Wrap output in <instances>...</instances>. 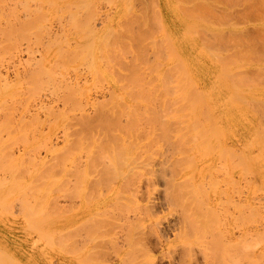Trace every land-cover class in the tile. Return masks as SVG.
<instances>
[{"label": "rangeland", "instance_id": "obj_1", "mask_svg": "<svg viewBox=\"0 0 264 264\" xmlns=\"http://www.w3.org/2000/svg\"><path fill=\"white\" fill-rule=\"evenodd\" d=\"M3 1H4V4H5L6 1L5 0H3ZM47 1L48 0H14V1H9L8 4H6L7 7H9V8H7V7L4 8V7L1 6L2 8L7 9L6 10L7 13H9L10 10H13V8H15L13 10L14 13H11V11H10L11 14H7V13L5 14L4 12H3L4 15L3 14H0V21H3V22L6 21L5 24L8 23V25H9V24H11V22H13V23H15V25L17 24L16 26H20L22 23H24V22H26L28 20H34V19H36V20H34V22L35 21L36 22L38 21L37 23L35 22L36 23V26L37 25H39L40 27L42 25H44V26L46 25V26L43 27V28L41 27L42 28L41 31L43 32L42 33L41 31H39V27L37 26V28H36L34 26L35 25L34 24L33 27L31 28V30L28 29L30 31L27 30V31L24 32L27 35L26 34L23 35V38H22V36H18V38L15 39V43H18V44H15L16 46L13 45L14 44V41H13V38H12L15 35H13L11 37V40H12V41L10 40L11 41V46H9V44H8L9 41L7 42L6 41L7 39H5V41H4L3 40L4 37L1 38V36H3V34L0 33V51H1L0 52V73H1L0 76L3 75V76H1L2 79L0 77V83H1V86L4 87L2 82L3 81H4V83L6 81L8 82V79H9V82H8L9 85H7V86H10V84H11L10 90H13V91H10L13 94L10 93L8 95V97L6 96L7 99H5V100H7V101H3V103H2L3 106H1V104H0V111H1L0 112V143H1L0 144V150L4 151V152L0 151V157H1L0 160L2 161L1 163L5 164L7 162L5 160V158H10V157L12 158V156H13V158H14V159L12 158L13 159V163H14L13 164L14 165L13 167L18 166V167H16L14 169L15 173H14V171H11L10 172L11 175H12V177H11V175L8 174V170L10 168L7 167L6 165H5L6 167L4 166L5 167L4 168V167H2L3 164H0V179H1V177L4 178V176H6L4 179H1L0 180V183H1V181L2 182H8L9 180L12 181V179H15V180L23 179L24 180L25 177H27L26 179H28V181L25 179L27 181L26 182L27 184H25V185L26 186L29 185V187L31 186L30 187L31 189L28 188V190H24V191H23V189L21 190L18 187H13L11 189H7V188L0 187V264H20V263L21 264H87V263H89L91 261H92V264H119L121 262L120 261V259H121L120 257H123L124 254H127V255H124L125 258L123 257L124 260H126V261H124L123 258H122V260H123L122 261V264H124L125 262H126L125 264H128L129 258H130V263L132 262V264H138V261H139V264L140 263H145L146 264L147 262L145 260L147 258H148L147 259L148 263L150 262L149 259H151V261H152L151 263L152 264H208L209 263V260L212 262L213 261L212 258L215 257V256L218 257V260H219L217 262H216V260H214V262H216V264H218V263L221 264L220 260L222 261V263L226 260V262L228 264H230L228 261L231 258H235L236 256L238 257L241 250H243V253H244V249H242V247H241V250L239 249L240 243H238V242H241V239L243 241L244 238H241V236L244 234L245 229H247L246 232L248 233L247 235H249V236L246 237L247 238V242H249L251 244V247H250V244L247 245V248H245V252H246L245 253V257H246L245 260H243L244 257L242 255V258H240V259H242L243 261L242 260H239L241 262L240 263H237V264H242V263L243 264H252V263L253 264H264V235H263L264 234V154L261 156V154L264 153V150H263L264 149V144L263 145H262V143H259V144L256 143L255 144V143L251 142V143H249L247 145V151L251 155L253 154L255 156L256 153H260L259 151L262 152L261 154H257L256 155L257 157H259L258 155H260L261 156L260 158L256 159L257 157L256 156L254 157L257 160L258 163L260 162V165H263L262 166L263 168L260 169V171H253V170H249L248 171L247 170L248 171L247 173H249V174H246V177H245V175H243V178H242V174H244L245 171L244 172H241L242 170L239 167H237V165H238L237 162L239 161V159L236 156L237 153L238 154H242L241 151L244 148V147H242V146H244V136H245L246 133L248 134V130L249 129L250 130H255L254 128H257L258 129V128H260V126L262 127V123L263 122H261V121H264V119H262L263 118L262 117L263 116L262 115V113H263L262 112V108H263L262 105H264V83H263L264 82V76H263V74H264V69H263L264 68V66H263L264 65V55H263L264 54L263 53L264 50L263 49L264 48L259 50L261 52L256 51V54H255V53H251L249 51V48H247V46H246L247 50H245V43H244L245 42L244 41L245 40L244 39L245 38L244 37L245 35L250 34V35H252V37H254L253 35H255V33L257 32V27L258 28L259 27L262 28V26H263V28H264V23H263L264 19H262V20H258L257 19V18H259V13L262 16H264L263 15L264 13L263 14L261 13V12H264V11H262L263 8H264V5H263V7H259L258 8L261 12L257 10V12H259L258 13V17H255V16H257L254 13L256 11L251 12L249 14V16L247 15V11H251V9L250 10L247 9V8H249V5H250V4H248L249 3L248 0H247V3H246V0H241V2L242 1L244 2L245 7H244V4L243 3L239 2V0H228L229 1V2H227L228 4L226 3V1L223 2V0H216V1L215 0H199V1L198 0H183L185 2H183L182 0L181 1L180 0H130L129 6L130 7L133 6L132 10L129 7H128L129 9L123 7L121 5L122 3H120V4H112V3L108 4V2L106 3V1H104V0H103L104 2L102 0H100V1L99 0L98 1L97 0H91V1H97V3L94 2V5L92 7L90 6L91 7V10H86V7L85 6H87L89 4V3L87 4V2H90V1L89 0L88 1L85 0V2L83 1L84 2L83 3L81 0H78L79 2L81 1V3L84 4L83 10L80 9V8L78 9V8L74 7L75 5H72L71 8H73V9H72L71 14H70V12L67 11L69 9L65 8L64 5H63V7L66 10H64L61 7L62 9L61 8L60 9L62 11H60L58 13V10L55 9V8H57V6L59 5V3H60L59 1H58V4L52 3L53 0H49L48 2H50V3H48ZM204 1L206 2V4L208 3V1L209 2H212L211 3V8H213L212 10L213 11L214 10L217 11V12L215 11V13H217V14H215V13L213 14L214 16L211 15L212 14L211 12L205 11V8L202 9V11H200V13L201 12H203V13H207L208 12L207 14L209 16H212L213 17L212 19L214 20V22H213V20H211V22H213V23L216 22L214 25H213V23L211 24V22H208V21H210L211 17H209L210 19L208 18V20H207V16L208 15L205 14L206 16L204 18H206V20H207L205 23H206V26L209 27V31H210V27L212 26V27L215 28V33L216 34L213 33V31H211L210 33L208 32L209 33V36H208L207 30H206L208 27L206 29L204 28V30H206V32L203 30V28H201V29L199 28L198 29V33L196 34L199 38H201L202 40H204L203 37H205V36H203V34H205V33H206V36H208V37H210L212 39L213 36L215 38V35L218 34L216 31L219 32L221 30L222 31L225 30L226 32L225 31H224L225 33L223 32L224 35H227L230 31H234V32H231V34L233 33V35H231L229 33L228 34L229 36L227 35L228 36V40L225 39V41L223 42L224 45H227V41H230L229 38H231V36L232 37L234 35L237 36V33H241V36L243 34V37L240 38L239 37L240 34H238V37L234 36V39L236 38L235 39L236 41L234 39H232V38H231L232 41H230V42L235 41V44H233V48H229L230 46H232V44L229 42L228 45H230V46L229 47L228 46L227 47L224 46L226 48L222 47L223 49L220 47V46L223 45L222 42H219L217 39H214L213 38L214 40L213 39L212 40L213 41L216 40V42H215L216 44L211 40L212 43H213V45H212V43L209 42L210 39L208 37H206L207 40L205 39L206 40L205 41V44L208 41V39H209V41L204 46V48L206 50V53L209 54L210 58L209 59H206V58L203 57L202 58V63L200 64V67H202V69H200V70L194 69L195 70V77H196V79L198 81V84L196 85V87L198 89H202L206 85V83L210 82L212 74H215V72L217 71V69H225V68H227V66L222 67L221 65L224 63V61H225L224 65H226V62L229 59H232V62H233L234 58L237 59L234 56V55H237L235 53H238L237 57L239 56V53L240 52H241L240 53V56H241V54L243 52L246 55L243 53L244 54L243 57L245 56L244 57L245 59L244 58L241 59L240 57H238L243 62H241L239 59L236 60V61L239 60L237 63H235L236 61H234V64L230 63L231 61H228L230 64H232L229 67V63H228V67L231 69V72H233L234 74H236L234 76H238V75H240V77L242 75L245 76V74L243 73V71L245 73L248 72L250 75H252V73L254 71V68L256 70L258 66L259 67L261 66L260 68L258 67L257 72L256 71L254 72V74L257 73V74H255L256 76L258 74H259V76L254 77V74L252 75L253 76V79H255V80L258 79L257 82L260 84L259 87H260V89L262 91L261 92V95H258L257 97H251V98H254L255 101H257L256 103H255V101L253 99H252L253 102H250V101H252V100H250L251 98L249 99L250 101L249 100L247 101V102H250V104H251V105H248L249 103H247V112H246L247 123L246 122H243V121H238L237 122V125H235L233 127L234 131H233L232 135L230 136V138H226V146H228L227 148L230 149L229 146H231V149L238 150L237 152H235L236 154H234L232 152L233 150H230L231 153H232L231 161L233 159L234 165H235V162L237 163V165H235V167H234L233 174L232 175L229 174V175H225L224 176L225 173H224L223 170H226V168H224L223 165L225 163L222 164V168H221L220 167V165H221L220 162L218 163V157L220 155H218L217 152H216V150H215L214 158L212 160H206L205 161V165L206 166H210V169H211V166H213V168H215V166L217 164H220V165H218V167H220L222 170L217 169V167H216V169L208 170V171H206L202 175V178H201L202 184L205 183L204 186H207V189H209L208 187H210L211 184L208 186V184L205 181L206 180H207V182L210 181L211 177L212 178H214V177H217L218 178L219 183L216 186L217 193L211 194L208 197V199H206L207 197L205 198L206 201L208 200L207 201L208 206L209 205H212V206H210V207H212V210L210 208H208V207H206L207 209H205V208L204 209H205V211L206 210H208L209 212L211 211V214L213 213L212 214L213 216L214 215L215 216H218L221 219L223 217H225V221L222 219V221H224L225 224L223 222H221V223L219 222L218 224H219L220 227L217 226V228H215V229H217L216 230L217 232H215L213 235H215L216 233L217 234L220 233V236H217V238H219V239L222 238L224 236V235H222V232L225 231L226 230L225 228L228 227L227 229H228L229 234L226 233L227 231L225 233H223V234H225L226 237H228V238H225V239L223 238L225 240V243H227V241L230 242L229 240H231V239H232L233 242L239 239V241L236 242V244H239V246L236 245L238 247L234 246L233 243H231V246H230L231 247L230 248L231 253H234V251H232V246H233V248L235 250L239 249L238 251H236V253L237 252H239V253L238 254L234 253L233 256H235V257H231L230 255H232V254L228 255L229 258L231 257L230 259L227 257V255L225 256V258L224 257L221 258L220 255L222 256L224 252L220 254V250L217 249V251H216L215 248L213 247L214 245L211 247V244L214 243V241H212V239L215 240L216 239V236H214L215 238H211V236H209V235H210V233L213 230V228L211 227V224L215 221L216 217H213L212 218L211 215H209L210 218H212V219H209L208 218V220H211L212 223L210 224L211 221L210 222L207 221V223L209 222L208 224L211 227V228L210 227L209 228L212 229V230H209V228H208V231L209 232L211 231L210 233L208 231H205L206 233L208 232V236H207L206 233L204 234V233L201 232L202 229L200 231L206 237H210L211 238V239L210 238L207 239L206 237H204L207 241L208 240H211V241L207 242L206 240L200 241L199 239H197V240H199V242H197V241L193 242L192 240L195 237H192V238H188L187 239L186 235H188V236H190V235L195 236L194 235L195 232H193V234H192V232L191 233L190 232L187 233V230H186V222L184 221V218H183V216L185 215L184 212H182L183 213V216H181V209H180V207L184 210L185 206L183 205L184 206L183 207V206H180L179 205L180 207L179 206L176 207L178 205L176 203L177 201L172 200L171 197H170V195L173 194V193L175 194V192H176L175 195L181 194L182 193L181 190L184 189V188L183 189L177 188L180 191L178 190V191L172 192V190L174 188L176 189V187H179V185H181L182 183H184V184H182V186L183 185H184V187L187 186V184L185 185L186 182H182L181 183L180 181H177V180H183V178L185 180L186 176L188 178V175L189 174H185L184 173L185 170H183V169H182L183 171L181 170L182 167L181 168H179V166L177 167V165H179V163H176L177 165L176 166H173L174 165L173 162L175 163V162L181 160L180 157L181 158L184 157V159H185L186 154L189 155V152L186 153V151H188L187 148H189L190 144H188L186 146L187 148H185V149H187V150L185 152H183L185 156L183 154H182V156H180L181 154L177 152V149H175V148H177L176 147L177 145H174L175 147H173V145H170L169 143H163L162 138H161L160 141H162L163 144L161 142L160 143L157 142V145H156V143H155V145L153 143V146H152L150 143H148L149 140L146 139V136H142L145 139L144 141H142L141 143H139V145H141L139 147V153H141V151H142V154H143L142 158L145 159V158H147V155H150L149 153H152V154H154L153 156L157 159L156 162H158L160 164H161V161L164 162V163H166L168 161L169 162L167 164H164L163 163L164 165L161 164L164 167L166 166V168H164L165 169V175H163L164 174V171H163L164 169L162 170L163 171L162 172L161 169H159V167L161 165L159 164V166H158V163L156 164L153 161L152 164L155 167H153V165H152V169L154 168V171H152V172H153V174L155 172V176L152 177L153 174H150V173L148 174V172H147V176L150 175L151 178L150 177H147L146 174L144 176H146V178H148V179H152V178H155V179H152L151 181L149 180L150 183L153 181L151 183L152 185L149 184V181L148 182L145 181L146 179H141L142 181L144 180L143 181L144 183L141 181L144 185L142 183L140 185L141 187L139 185H137L140 188L139 187H136V185H134L132 187L130 186L131 188L130 187H126L124 185L118 186L117 185V180H116V182H115V180L114 181H111V183H113V184H111L110 182H108L109 185L108 184L107 185L102 184V187H101V185L100 186H95V181L100 179L99 176L96 175V172H94V174L92 173L91 174L92 176H89V178H87L88 182H86V183H88V184H83V183H80L79 184L77 182L78 180L76 182H74L75 181V177H76V176H74V174H70V173L69 174H66V175L63 174V176H62V175H60L61 172H58L55 175L56 176L55 178H50L48 175H47L48 177L46 176L47 173H45V176H43L40 173L39 174L38 173L36 174L35 171H32L33 170V166L35 165L34 163L37 160H40L41 158L44 159L46 162H52L50 160L52 158L53 152H51V151L49 152L48 150L50 148L52 149V146L53 145L56 146V147L53 146L55 148H63V147L66 146V144H65L66 142H65L64 137H63V135H64L63 129H65L64 127L66 126V124L67 125L68 124H71V123L73 124V128H71L72 130L71 131L69 130L70 131L69 132L70 135L72 134L71 136H69V141L70 142H72V139H74L76 137L78 138L79 136H74V135H77L81 131H85L86 134H87V131H86L87 129H83V128H85V126L83 127L81 125V122H82L81 120H83L82 117H84V116L86 117V115L87 116L90 115V116H92L90 119H92L94 116H95L94 118H96L99 115V114H97L99 112L98 108L96 107L94 109V107L92 106V104L95 103V106H96L97 104H100V103H106V104L108 103V105H106V107L107 108H109V107L112 108V107H114L116 105L115 103H119V101H120L121 98H119L118 95L119 94L121 95V93L123 95L122 96L123 98L121 100L124 101V103L126 102V99L129 98L128 95H126L127 94V91H129V88H127V87L130 85L128 78H130L129 75L131 76L132 73H133V69H135V67L132 69L131 65L133 64V58L135 57V55L137 56V53L134 54V52H137L136 47H135L136 44H135V41H133L134 39L132 40L133 37H131V36L132 35L135 36V34H137L138 32H140L141 30H142L141 32H146V33L148 32L147 33L148 35L146 34L147 37L145 36V39L144 40H141L142 41L141 45H142L143 49H141L142 47H139L140 45L137 46V48L139 47L141 49V50H138V52H139L140 55H141V52L140 51L144 50V52L142 51L143 52L142 53V56L144 55V58L143 57L142 58H143V60H145V61H143L142 59H141L142 61L139 60L141 63L139 62V66L140 67H137L138 68V70H137L138 71V75L142 72L140 75H142L143 79H144V76L147 77V78H145L143 80V82H145L146 85H148L150 83L149 85H151V86H148L150 88H152V86H156L155 83H157V82L159 83L158 84L159 86L156 87L157 89L155 88V90H154L155 91V94H157L158 92L161 93L162 92L161 90H163V89H165L164 91H167L168 90L170 93L172 91V93L174 94L173 90H175V89H173V88L178 87V84L176 85V87L170 88V90H169V85H168L167 82H169V80H168L169 78L168 77H170V82H171L172 76H174V77L176 76L175 78L177 80L175 78L172 79V80H174V81H176L178 83L179 76L181 75L180 74V68L181 67H180V64H179V60H178L177 56H175V55L169 56L168 54L170 52H168V54H167L169 57L167 55H165L167 53L166 52L167 51L166 49H165L166 51L163 50V47L165 48V46L158 47L159 49L156 47L157 48L156 49L155 47L153 48L152 44L154 43L153 42L154 40L157 42V39H158L159 42H161V41L164 42V39L163 40H159V38L162 39V37H164V36H167V37H164V38L166 40L165 42L168 43V41H167L168 40L167 39L168 38V30L169 31H177L184 24V22L187 19L188 20L191 19L192 21L199 20L200 18L197 19V17L196 18H192L189 15H186L185 16V13L188 14V12H186V11L188 9H190V8H191L190 9L191 10L190 12L192 13V10L195 11L193 9L195 7H196L195 8L196 9L195 12H197L199 9H201L199 7H202L201 4H203ZM231 1H232L233 4L231 3ZM257 1L258 0H255L254 2H257ZM260 1H258V2L260 3ZM179 2H180V4H179L180 7L178 5H176ZM182 3H183V6L181 7ZM229 3H230V5H229ZM193 4H194V6H195V4H197V5L195 7L194 6L192 7ZM199 4H200V6H199ZM208 4H210V3H208ZM212 4H213V7H212ZM214 4H216L217 6H215ZM247 4H248V6H247ZM262 4H261V6H262ZM54 5H55V8H54ZM22 6H25V10L22 9ZM177 6L181 10L185 8V11H184L185 13L183 12V10L181 11L179 8H177ZM187 6H188V8H187ZM197 6H198L199 9L197 8ZM203 6H205V5H203ZM214 6L216 8H214ZM256 7H258V6H256ZM260 8H262V9H260ZM8 9H10V10H8ZM58 9H59V6H58ZM94 9H95V11H94ZM2 10L3 9H1V11ZM38 10H39V12H38ZM127 10H129V11L131 10V11L128 12ZM245 10H246V12H245ZM48 11H49V13H48ZM50 11H51V13H50ZM154 11H155V13H154ZM159 11H160V13H158ZM225 11L227 13L226 15H225ZM79 12H81V14L78 15ZM219 12L222 13V14L224 13L223 15H225V16H221L222 14H220ZM157 13H158V15L160 14L159 16H157V18H159V17L161 18L160 21L163 24L162 27H163L164 30L163 29H161V30L159 29V26L157 24H160V23L154 22L155 21V18H156L155 16H156ZM198 13H199V11H198ZM200 13H199V15H200ZM72 14L76 18V19H74L75 21H73V22H72V20H73L74 17L72 16ZM193 14H195V13H193ZM196 15H198V14H196ZM215 15H218L220 17L217 16L218 18H215L216 17ZM232 15H233V17H231ZM187 16H189L190 18H188ZM227 16H228V20H231L234 24H232V22L229 21L230 23L227 26V24H226L227 23V20H226L227 18H225L224 21L226 22L225 23L226 25L224 26V23H222V22H224L222 18L227 17ZM262 16H260V17L262 18ZM193 17H195V16H193ZM143 18H144V20H143ZM219 18H221V19H219ZM151 19H152V21H151ZM218 19L221 20L219 22L222 23L223 26H222V24H220L221 26L220 25L217 26ZM8 20H9V22H8ZM94 20H96V21H94ZM134 20H135V22H134ZM156 20H158V19H156ZM200 20H202V19H200ZM259 21H261V22H259ZM2 23H1V25H3V27H4L5 25H4V23L3 24ZM181 23H182V25H181ZM93 24H95V25H93ZM93 26L94 27L96 26V27L94 28ZM160 27H161V25H160ZM155 28L159 30V33H158V30H156ZM114 29L117 30V31L115 32L116 35H115V33L113 34L114 35V37H113L111 30L114 31ZM240 29L243 30V31L240 32L241 31ZM36 30H38V31H36ZM89 30H91L90 31L91 33L89 32ZM148 30H150V31H148ZM200 30H201V33L202 34L201 33L199 34V31ZM228 30H229V32H228ZM238 30H240V31H238ZM93 31L100 32L99 34H102V36L104 35L103 33H105V32H111L109 34L111 36L109 37V35H108V38H109L108 41L111 40L110 41L111 43L113 41L112 39H114V41L110 45L109 49H107L109 51H107V50L104 51V52L100 51V50H102V48H101V46L96 45L97 43H96L95 34L93 33ZM153 31H154V33H153ZM156 31H157V33H155ZM235 31H237V33ZM133 32H135V33L133 34ZM151 32H152V34H154V36H153L154 38H152V41H151V35L149 36V33H151ZM257 33H260V32H257ZM89 34H92L94 36V39L95 40L92 39L93 38L92 35H90V37H88ZM99 34H98V36H101ZM213 34H215V35H213ZM148 36H149V38H148ZM227 36H225V37H227ZM53 37H55L56 39L58 38L59 41L55 42L56 40ZM155 38H157V39H155ZM47 39H49V40H47ZM53 39H54V41H53ZM118 39H120V40L122 39V40H124V42L123 41H119L118 42ZM91 40L92 41L94 40L93 41L94 46H96V47L98 46V48L99 49L101 48V49L99 50L98 48H93L94 46H92L93 45L92 43H91L92 45L89 44V46H91V47H89L88 45H86ZM115 40H116V42H115ZM246 40H247V38H246ZM217 41L220 43V45H217V43H218ZM49 42L51 43V45H52V42H55V44H56L55 46H53L54 45V43H53V45H52L53 47H51V50L49 48H46V47H48L50 45ZM159 42L156 43V44L154 43L155 46H158V44L159 45H163V42H161V44ZM165 42H164V45L166 44ZM125 43H126V45H128L127 46L128 49L125 48V47H123ZM46 44H49V45H46ZM131 44L133 45L132 46L133 48L131 47ZM139 44H140V42H139ZM234 45H235V47H234ZM246 45H247V42H246ZM80 46L81 47L83 46L82 47L83 49H81ZM167 46H168V44H167ZM216 46H219V48H217ZM6 47H8L9 50L7 49L6 51H4ZM84 47H86L87 50L89 51L87 54H86V52L84 53ZM88 47L91 48V49H89ZM130 48H132V49H130ZM208 48H213L214 50L216 48L218 50L221 48L220 50H223V51H220V52H222V53H219L218 50H217V54L216 55H221V58L224 55V56H226L225 58H227L228 60L227 59H224L223 62H221V65H220V61H221L220 57H218V56L215 57L214 56L215 53H213V52L211 53V50L212 49L209 50ZM48 49L50 51H48ZM153 49H156L157 51L158 50L159 51L162 50L165 54L163 52L162 53L161 52L160 53L159 52H156V50H153ZM224 49H226V50H224ZM61 50L63 51L62 52L63 53L62 54L63 56L59 52ZM69 50H70V52H69ZM87 50H85V51H87ZM130 50H134V51H130ZM169 50H170V48H169ZM227 50H229V51H227ZM230 50L232 52H230ZM79 51H81V53ZM46 52H48V53L46 54ZM71 52H72V54H71ZM90 52H92V56L93 57H91V54L88 55ZM120 52H121V54H120ZM66 53H67V55L70 53L69 56H71V57L68 56L69 58H71L70 60L68 59V57H66L67 56ZM93 53L95 55H93ZM157 53H159L160 55L158 56ZM210 53L212 54V56L210 55ZM225 54H227V55H225ZM228 54L229 55H233V56H231V58H228L227 57V56H229ZM258 54L262 55V57L259 56L257 58ZM140 55H139V59L141 57ZM162 55H165L164 57H166V58L164 59V57H163V59H162L161 58ZM247 55H249L248 57H250V58H248ZM252 55H253V58H252ZM51 56H53V57H51ZM255 56H256V58H255ZM57 57H58V59H57ZM84 58H86V59L88 58L87 59V62H86V59H84ZM106 58H108V59H106ZM215 58L220 59V60H216ZM246 58H248V60H246ZM251 58H252V61L253 62L250 61ZM49 59L51 60V62H53V60H54L53 64L52 63H49L50 62ZM55 59H57L58 61L57 60L55 61ZM109 59H110V61H109ZM253 59L254 60L256 59L255 60L256 62ZM68 60H69L70 63L68 62ZM176 60H178L177 61L178 63L175 62ZM59 61H60V63H59ZM155 61H157V62H155ZM45 62H46V64H45ZM56 62H58V63H56ZM160 62H161V64H160ZM38 63H39V65H38ZM146 63H148V64H146ZM157 63H159L160 65H162V63H164V64H163V66H161L160 68H158V66H160V65L159 64L157 65ZM240 63H242V64H240ZM61 64H62V66H61ZM170 64H173V65L171 66ZM42 65H44V69L46 68L44 70V72H43V66ZM122 65H124V66H122ZM154 65L157 66L156 67V71H154V69H155V66ZM169 65H170V67H169ZM239 65H242V66H239ZM148 66H149V69L147 68ZM236 66H239L240 67L239 68L240 70L238 69V67L237 68H234ZM73 67L74 68L76 67L75 68L76 70ZM153 67H154V69L152 70ZM171 67H173V68H171ZM65 68H66V70H65ZM107 68H109V69H107ZM166 69H167L168 73H169V70H171V73L173 72V74L175 72V75H173V74L171 75V73H169L170 75L169 74H166L167 71H165V73H164V70H166ZM235 70H237V71H235ZM16 71H19V72L16 73ZM33 71H34V73H33ZM152 71H154V72H152ZM158 71H159V73H158ZM259 71H260V73H259ZM48 72H49V74H46ZM65 72H66V74H65ZM74 72H76V73H74ZM31 73H32V75H31ZM101 73H102V75H101ZM34 74H38L39 77H38V75H36L34 77ZM229 74L231 75V73H229ZM155 75L157 76V78H156ZM163 75H164L165 78L167 77L168 79H164L162 77ZM250 75L248 76V78L251 77ZM46 76H47V78H46ZM50 76L51 77L53 76V77L51 78ZM36 77H38V79ZM40 77H41V80H40ZM161 77H162V79H161ZM229 77L230 76H228V78ZM36 79L38 81L40 80V84L37 83L38 81H36ZM12 80H14V81H12ZM62 80L64 81V84L62 83ZM98 80H99V82H98ZM154 80H155V82H154ZM162 80L164 81L165 84L168 85V87L166 86V88H168L167 90L165 88V84H162ZM165 80H168V81H165ZM43 81H44V83H43ZM174 81H172V82H174ZM14 82H15V84H14ZM66 82L68 84H70V83L72 84L73 83L72 85H74V86L76 84H79L77 86H79V89H80L81 92L79 91L78 87L76 88V90L74 88L75 92H74V90L69 89L70 92L72 91V93L75 94V95H73V97H76L75 99L71 97L72 98L71 99V102H74L75 101L74 103H70L69 102L70 100L68 98L70 96H68L69 94L68 95L66 94V90L67 89H65V83ZM172 82H171V86L174 85V84H176L175 82L174 83H172ZM32 83H34V85H32ZM35 83H37L38 86L41 85L40 86L41 88L38 87L37 85H35ZM12 84H14L13 87H12ZM126 85H128V86H126ZM163 85H164V87H162ZM211 85H212V83L210 82V86ZM33 86H36L37 87V88L34 87L36 91L34 90ZM209 87H207V88H209ZM126 88H127V90H126ZM27 89H29V90H27ZM130 89H131V87H130ZM204 89H206V88H204ZM156 90H158V91H156ZM113 91L116 94L117 93L118 94L117 95H113V94H115ZM123 92H125L126 94L124 95ZM67 93H68V91H67ZM159 93H158V96H159ZM175 93H177V91ZM65 94L68 97L67 96H64ZM161 94L163 95L165 93L162 92ZM161 94H160V96H161ZM167 96H168L167 98L169 99L168 102L170 103L169 104L170 105L169 110L171 111L173 109L175 103L178 100L174 102V105L172 107L171 105L173 103H171V101L174 100V99H176L175 98L176 95L175 96L174 95L171 96L168 93ZM171 97H172V99H171ZM65 98L68 99V101H67L68 103L67 104L69 106H66V105L63 104L65 102V100H63V99H65ZM160 98L161 97H158L157 98V100L159 99V101H158L159 103L161 101ZM28 99H29V101H28ZM116 99H117V101H116ZM261 99H263V103L261 102L262 101ZM1 100H3V98ZM87 100H88V102H86ZM54 102H56V103H54ZM258 102H259V106L261 105L260 106L261 107V110H260L261 113H259V110L257 109L258 108ZM86 103H87V105H86ZM120 103H121V101H120ZM252 103H254V104H252ZM41 104L44 105V108L45 109L47 108V105H48V108L46 110L43 109ZM71 104H72V106H71ZM73 104L75 105L74 107H73ZM178 104H180L179 101H178ZM45 105H46V107H45ZM255 105H257L256 106L257 107L256 110H255V107H254ZM64 106H66L65 108L67 109V112H66ZM159 106H161V105L159 104ZM251 106L254 108L253 110L251 109ZM26 107L29 108V109H27ZM67 107H69L70 110ZM61 108H62V110H61ZM63 108H64V110H63ZM79 108H80V110H79ZM50 110H52V111H50ZM4 111H6V112H4ZM8 111L10 112V114H9ZM52 112L53 113L56 112V114L55 113L53 114ZM58 112H60V114ZM88 113H89V115H88ZM11 114H12V116H11ZM13 114H14V116H13ZM51 114L54 115V116H52ZM180 114H183L184 117L183 116H182L183 118L182 117L181 118L178 117V120L181 119V122L180 121L179 122L183 125V124H185V120L184 119H186L187 121H186L185 126L189 123V121H190L188 119L189 117L187 115H185V114H188V111L187 112L186 111L184 112V111L181 110V112L179 114H176V115L174 114L175 116H173V114L171 112V117L169 116V119L167 121H170L169 124H170L172 130H174V127H176L175 124L178 123L177 119L175 120V118H177V116L180 115ZM9 115H10L9 118L11 120L7 119ZM39 115H40V117H39ZM56 115H57V117H56ZM62 115L66 118V120L63 119V121H62V117H63ZM65 115H67V116H65ZM164 115H166V114H164ZM168 115H169V113H168ZM260 116L262 117L261 119H260ZM13 117H15V118H13ZM59 117H61V118H59ZM165 117H163V118H165ZM19 118H20V120H19ZM23 118H24V122H23ZM56 119H58V120H56ZM173 120H175V121H173ZM29 121H31V122H29ZM25 122H26V125L29 128H27V126L25 125ZM62 122H65V123H62ZM174 122H176V123L174 124ZM259 122H261V124ZM55 123H57V124H55ZM257 123H258V125H257ZM9 124H11V125H9ZM29 124H30V126H29ZM172 124L174 126H172ZM12 126L14 128L15 127L16 128L18 127V128L17 129L16 128L13 129ZM177 126H179V124H177ZM22 127H23V129H22ZM95 128L96 129H93V132H96L97 133L98 130H99V127L96 126ZM4 129L5 130L6 129L7 130H10V131H7V130L4 131ZM21 131L23 133H21ZM175 131H172L171 132L172 133L171 134V137H174V135L176 134ZM18 134H20V135H18ZM83 134H84V132H82V135L80 133V136H83ZM158 134H160V132H158ZM13 136L15 138H13ZM26 137H27V141L29 142L28 144H27V141H25L26 140ZM23 138H25V139H23ZM143 138H141V139L143 140ZM175 138L176 137L171 138V140H170V143L171 144L176 141V140H174ZM3 139H5V140L7 139V141L8 140L9 141L8 142L5 141V140L3 141ZM31 139H32V141H31ZM15 141H17L18 143H16ZM6 142H7V144H6ZM41 143H43V144H41ZM84 144H85V142L83 143V145H80L81 148L79 146L75 147V150L76 151L73 150V151H75L74 154H73V157L76 159V163H78V162L80 163V161L82 159L83 160L81 162L83 163L87 159V156L90 154V152H88V149L90 147L87 148V152H86V150H83V147L86 146V145L84 146ZM88 144L89 143H87V145ZM91 144H89L88 146H91ZM143 144L146 147L143 146ZM252 144H254V145L253 146H250ZM93 145L94 144H92L91 148L93 147ZM149 145H150V147H149ZM76 148H78L80 151H78ZM147 148H149V149H147ZM155 148L156 149L158 148V150L156 151ZM234 148H236V149H234ZM3 149H5V150H3ZM152 149L153 150L155 149V151H153ZM240 149H241V151H240ZM258 149H259V151H258ZM28 151H29V154H28ZM89 151H90V149H89ZM85 152L88 153V154H86ZM156 152L157 153L159 152L160 154L159 153L157 154ZM161 153L162 154L164 153L165 154V157L166 156H167V158L170 157V159L168 158V160H165L164 159V155L161 156L162 155ZM50 155H51V157H50ZM253 155H252V157H253ZM176 156L179 158V160L176 158ZM80 157L82 158L81 160H80ZM220 157H219V161L220 160H223L222 159L223 157L221 159H220ZM175 158L177 159V161H176ZM12 159L10 161H12ZM20 160H21V162H20ZM32 161H34V163ZM105 161H107V160H105ZM147 161L148 160H144L145 164H146ZM150 161L148 163H150ZM182 161H183V165L185 166L186 165V164H184L185 160H181L180 163H182ZM233 161H232V163H233ZM82 163H80V164H82ZM221 163H222V161H221ZM69 165H68V168H69ZM180 165H182V164H180ZM24 166L28 169V171H27V169ZM163 166H161V167L163 168ZM147 167L148 168L150 167L147 170V171L150 172L152 170L151 169V166L148 165ZM31 168H32V170H31ZM157 168L160 170V174H159V172L157 173V171H158ZM177 168H178V170H177ZM59 169L62 170L61 168H59ZM70 169H72V168H70ZM179 170H181L182 172L179 171ZM216 170L217 171L220 170L219 173L216 172ZM178 171L180 172V174H178L179 173ZM210 171H211L212 174L209 176L210 177L209 178L208 177V175H209L208 173H210ZM27 172H29L30 176L29 175H26L25 176V173H27ZM12 173H14L15 175L13 176ZM176 173L178 175H176ZM158 174L160 175V177H159ZM9 175H10V179H9ZM144 176H142V178H144ZM163 176L168 177V179L165 178V177L163 178ZM231 176L235 179L234 180L235 182L232 180L233 183H231L232 181H231V179H229V177H231ZM20 177H22V178H20ZM67 177H69V178H67ZM6 178L9 179V180L7 181ZM56 178H57V181H56L57 183H55V181H54V184H53V181L51 179L56 180ZM217 178H215L216 181H217ZM170 180H172V181L174 180L175 181V185H174V182L171 181L172 184L174 185V187H173L172 184H170ZM215 180H214V182H215ZM190 181H188L189 184H190ZM227 181H231L230 182L231 184L230 183H227ZM15 182L18 183V181H15ZM63 183H64V185H63ZM65 183H66V185H65ZM147 183L149 184V187L146 186ZM178 183H179V185L176 186ZM234 183H236V184H234ZM138 184H140V183H138ZM45 185L47 186V188H46ZM232 185H234V187ZM38 186H39V188H41V190L44 187L46 189H49L50 188L48 190L50 193L48 191H46V193H45L44 190L38 192L40 190L39 188H37ZM42 186H44V187H42ZM123 187H124V189H123ZM169 187H171V188H169ZM220 187H222V189H224L226 192L221 190V194L219 195V193H220ZM153 188H155V189H153ZM168 188H169V190L170 189H172V190H170V191L168 190L169 191L168 192L167 191ZM126 189L127 190L130 189V190L129 191H126ZM131 189H133V190L136 189L134 191H138L139 190L138 191L139 193L136 192V195H135V193ZM187 189L190 190L191 187H188ZM234 189H237V190H234ZM148 190H150V191H148ZM188 190H185V191L188 192ZM166 191H167L168 195H167ZM185 191L183 192L182 195H184V194L187 193ZM41 192L42 193L44 192V194H42ZM177 192H181V193H177ZM132 193H133L134 196H132ZM164 193H165V195H164ZM136 196H137V198H136ZM167 196H168L169 199L167 198ZM188 196H189V194H188ZM220 196L222 197L223 200H225V201L221 200L224 203L226 202V199H230V201H232L231 202L232 204H230L228 202H226L228 204H223L222 203L223 206H225V208L224 209L222 208V209L223 210H226V209L228 210L225 213L224 212L222 213L221 211H218V209L219 210H222V209H220L222 207V204H221V207H220V203L217 202V200H219V197ZM38 197H40V199ZM132 197L135 200L136 205L139 206V208H137L136 210H132V211L129 210L128 211V210L124 209L125 205H127V206H136L135 203L129 202L130 200H132ZM42 198L46 202L42 201ZM186 198H187V195H186ZM126 199H128V201ZM246 199H247V201H246ZM120 200L122 202L124 201L125 203H122V202L120 203ZM165 200H167V201H165ZM168 200H170L172 202H170ZM173 201L177 204V205H175L176 208H174V206H173L175 204ZM190 201H193V198H192V200L189 199L188 202L185 201V202H187L186 208H188V206H189L188 204L192 203ZM30 202H32V203H30ZM41 202H42V204L45 207V212L47 211L48 215H53L54 214L55 218H57L60 221V223H59L60 226H63L64 225L63 226L64 236H65L64 240H67V241L70 242V243L68 242V243L65 244V247L63 249V250H65V252H60V253H55V254L54 253H49L48 255H42V254L38 253V250H37L38 244L41 242L40 239L38 238L39 234L35 230H29V231H27V226H29V224H26V223H24L22 221V218L24 217L23 216L24 209L28 210V212H29L32 209L31 207L33 205V207H35L34 210H36L39 207V205L41 204ZM246 202H249L248 203L249 205ZM238 203H241L242 204V205L240 204L241 207H243V204H245L244 205L245 206L244 207L245 210H243V208H241L240 206H239V208H236L235 204L239 205ZM259 203H260V205H259ZM24 205H26V207ZM251 205H253L252 206V209H250L251 208L250 207ZM122 206H124V207H122ZM191 206H192V208H191ZM191 206L189 207V208H191L190 209L191 211L189 213L195 212V208H193L195 205L192 203ZM111 207H112V210L109 209ZM186 208H185V210H186ZM247 208H248V210H247ZM106 209H107L108 213L107 212H105V213L102 212L104 210L106 211ZM237 209L240 210V211H238ZM241 209H242V211H241ZM100 210H102V211H100ZM95 211H97V213L99 211L100 214H98V215L97 214H94ZM111 211H113V213ZM229 211H231L230 213L233 215V217L231 215H229V216L227 215V214H230ZM101 212H102V214H101ZM241 212H243V213H241ZM103 213H104V215H103ZM150 213H152L154 215L151 216ZM244 213L245 214L247 213V215H249V217L247 215H244ZM251 213H253V215ZM93 214H94V217L95 216L98 217L100 215L99 217H102V218L101 219L99 217L97 219L96 218H93L92 221H91V219H89V218H92ZM106 214L108 216L109 215L110 216L113 215L111 217L112 218L113 217L116 218L115 220H117V219L120 220V222L117 223V221H115L116 224H114L113 223L114 220H111V219L109 220L107 218V215ZM217 214H219V215H217ZM110 216H109V218H111ZM226 216H227L228 220H227ZM243 216H244L245 219L243 218ZM105 217H106V219H105ZM234 217H235V219H234ZM246 217H247V219H246ZM86 218L89 219L90 222H89V220H86L87 222H85L84 220ZM26 219L27 218L24 217V220H26ZM104 219H105V221L106 220L107 221L109 220L108 223L106 221L103 224L104 226L102 224H100V226H102V227H99L98 222L102 223L101 220L104 221ZM232 219H233V221H232ZM58 220H56L57 223H58ZM93 220H94V222H96L95 220H97L96 227L93 229L94 232H95V229H96V231L97 230L99 231V228H104V230H106V231H103L104 233H101V231H99L101 233V235H103V236H100L99 235V237H101V238H99L97 236L98 235V232H97V234H95V236H94V234H93V236L90 235L92 233L91 231H93V230L91 229L90 232H89V229H90L89 227H90V225H93L94 224V223L91 224V222H93ZM82 221H84L83 222L84 229H80V227L83 228L82 224H80V222H82ZM127 221L130 223V225L131 224L133 226L135 225V228H134V231H133L134 234L130 233L129 231H126L129 228V223ZM227 221H229V224H228ZM232 222H233V224H232ZM239 222H240V224H239ZM110 223H111L112 227L109 225L110 228H109V226L107 228V226H105V225H108ZM234 223H236V224H234ZM76 224H78V226H76ZM124 224H126L128 226H124ZM216 224H217V220H216ZM212 225L214 227L215 226V223H213ZM225 225H227V226H225ZM53 226L56 227V224H53ZM72 227H73V229L76 228V230H78V231L73 230V229L70 230L69 228H72ZM97 227H99V228L97 229ZM117 227L123 228L124 230L123 229H120V228L118 229ZM180 227L182 229H183V227H185L184 229L186 231H184V229L182 231ZM206 227H208V225ZM112 228L113 229L115 228L114 229L115 231ZM154 228L157 231H155ZM223 228H224V230H223ZM65 229H68V230L66 231ZM85 229L86 230L88 229V231H85ZM100 230H102V229H100ZM116 230H117V232H116ZM129 230H130V228H129ZM153 230L155 231V233H154ZM180 230L182 232H180ZM74 231H75V233H74ZM59 232H61V236H62L63 231H58V232L55 233V235H57ZM85 232H89V233H87L88 235ZM107 232H109V233H107ZM126 232H128V234L130 235V239H128L129 235ZM157 232H158V234L160 233L161 235L159 234L158 236H156L157 235L156 234ZM200 232H199V234H200ZM65 233L66 234H69V237H68V235L66 236ZM177 233H179L180 235H181V233H183V236L186 234L185 235L186 238L185 239H181L183 237V236H181V238L179 239ZM251 233H253V234H251ZM79 234H81V235H79ZM104 234H106V235H104ZM196 234H198V233L196 232ZM226 234H228V235H226ZM59 235H60V233H59ZM109 235H111V236H109ZM213 235H212V237H213ZM61 236H59V237L61 238ZM200 236H202V235H200ZM200 236H198V237H200ZM242 237H245V236H242ZM24 238H25V241H28L30 243V245H29L28 242H24L23 241ZM91 238H92V240H91ZM202 238H203V236H202ZM31 239H32V241H30ZM227 239H229V240H227ZM128 240H130V245H127L126 246V244H128V242H129ZM194 240H196V238ZM126 241H128V242H126ZM131 241H132V243H131ZM188 241H191V243H189ZM203 241H205L208 244L210 242L211 243H210V245H208V244H206ZM262 241H263V243H262ZM62 242L60 241L59 242L60 243L59 245L63 246V243ZM64 242H66V241H64ZM184 242L185 243H188V244H185ZM113 243L115 244V246L117 244L120 247H117L116 246L117 247L116 248L114 246V248H113V246H112V245H114ZM198 243L199 244L200 243H204L203 245L206 244L207 246L205 247V246L202 245L203 246V251L199 250V252H198V249L200 248L199 246H201V244L198 246L197 245ZM245 243L243 245H246L247 244V243L246 244ZM56 244H58L57 240H56ZM69 244H71L70 247L67 246L69 248H66V245H69ZM106 244H108V245H106ZM134 244H137V246H139V247L137 248ZM189 244L190 245L192 244V247H190ZM133 245L136 247V248L134 247L136 250H139V253H140L141 248H142V251L143 252L144 251L147 252V254L144 255V256H146L145 258L141 256L142 258H144L143 260L139 257L142 254V252H141L140 255H137L136 256L134 252L137 253V251L134 248H132V251H131V248L130 247H133ZM61 246H59V247H61ZM75 246H77V248ZM208 246L211 247V250L214 253L210 254L211 253V250L209 249L210 247H208ZM29 247L31 248V250H33L32 252H31V250H29L30 249ZM35 247H36V249H34ZM91 247H92L93 250L91 249ZM121 247H123V248L121 249ZM248 247H249L250 250L248 249ZM27 248H29V249H27ZM204 248L205 249L207 248V250H204ZM212 248H214V249H212ZM68 249H70L71 251L68 250ZM77 249L79 250V252H78ZM116 249H118L119 251L118 250L115 251ZM246 249H247V251H246ZM133 250H134V252H133ZM66 251H68V252H66ZM75 251H77V252H75ZM127 251H129L131 253L133 252L134 255L132 254V256H131V253H129L130 256H128V252ZM207 251L210 252L209 253V257H208V254H207L208 252ZM224 251H225V249H224ZM48 252H51V251L48 250ZM93 252H95V253H93ZM116 252H118L117 255H115ZM216 252H218L217 253L218 256L215 254ZM120 253H122V255ZM92 254H94L95 256L94 255L92 256ZM213 254H215V255H213ZM90 255L94 258L93 260L90 258L91 257ZM205 255H206V257H208V260L205 257ZM88 256H89V258H88ZM138 257L140 258L141 261L139 260ZM216 257H215V259H216ZM127 258H128V260H127ZM135 259H136V261H135ZM206 260H207V262H206ZM239 261H237V262H239ZM245 261H247V262H245ZM211 262H210V264H215L214 262L213 263H211ZM231 262H232V264H236V263H234L235 261L233 262L231 260Z\"/></svg>", "mask_w": 264, "mask_h": 264}, {"label": "bare ground", "instance_id": "obj_2", "mask_svg": "<svg viewBox=\"0 0 264 264\" xmlns=\"http://www.w3.org/2000/svg\"><path fill=\"white\" fill-rule=\"evenodd\" d=\"M3 0H0V11H1V9H3L1 12H0V14H3V12L6 14L7 12H6V10L7 9H4V8H6L7 7V5L6 4H8V2L9 1H14V0H5L6 1V3L4 4V1L2 2ZM49 1V0H48ZM47 1V2H48ZM58 1L60 2L59 3V9H58V6H57V8H55V5H54V8L55 9H57L58 10V13L60 12V11H62L61 9L63 8L64 9V7L65 8H67V9H69V10H67L68 12H70V14H71V11H72V9L73 8H71L72 7V5H75L74 7H76V8H80V9H82L83 10V8H84V4H82L81 3V1L83 2H85V0H81L80 2L78 1V0H53L52 1V3H55V4H58ZM88 1V0H87ZM86 1V2H87ZM90 2H87V6H85L86 7V10H91V7L94 5V2L95 3H97V1H91V0H89ZM100 1V0H99ZM103 1V0H102ZM104 1H106V3L108 2V4H110V3H112V4H120V3H122L121 5L123 6V7H125V8H127V9H131L132 10V8H133V6L132 7H130L129 6V4H130V0H104ZM103 1V2H104ZM181 1V0H180ZM183 1V0H182ZM199 1V0H198ZM216 1V0H215ZM224 1H226V3L227 2H229L228 0H223V2ZM255 0H248V4H250L249 5V8H247V9H251V11H247V15L249 16V14L251 13V12H254V11H256V12H254L255 13V15H257V16H255V17H258V13L259 12H257V10L258 11H260L258 8L259 7H263V5H264V1L263 0H258V1H260V3L257 1V2H254ZM83 2V3H84ZM135 2V1H134ZM183 2H185V1H183ZM205 2V1H204ZM203 2V4H201V6L202 7H199V8H201V9H199L198 8V6H197V8L199 9H197L198 11H199V13H200V11H202V9H204L205 8V11H208V12H211L212 14V16H214L213 14L215 13V11L216 10H212L213 8H211V3L212 2H209L208 1V3H210V4H206V2L204 3ZM222 2V3H223ZM239 2H241V0H239ZM3 3V4H2ZM12 3V2H11ZM48 3H50V2H48ZM177 3V2H176ZM199 3V2H198ZM221 3V4H222ZM231 3H232V1H231ZM241 3H243L244 4V2L242 1ZM246 3H247V0H246ZM259 3V4H258ZM263 3V4H262ZM91 4V5H90ZM179 4H180V2L178 3V4H176V5H178L179 6ZM228 4V3H227ZM233 4V3H232ZM248 4H247V6H248ZM261 4H262V6H261ZM5 5V6H4ZM53 5V4H52ZM63 5H64V7H63ZM133 5V4H132ZM197 4H195V6H196ZM203 5H205V6H203ZM215 6H217L216 4H214ZM229 5H230V3H229ZM4 7V8H2V7ZM91 6V7H90ZM177 6V8H179ZM183 6V3H182V5H181V7ZM186 6V5H185ZM194 6V4L192 5V7ZM194 6V7H195ZM199 6H200V4H199ZM214 6V8H216ZM243 6V5H242ZM256 6H258V7H256ZM62 7V8H61ZM129 7V8H128ZM153 7V6H152ZM212 7H213V4H212ZM224 7V6H223ZM231 7V6H230ZM244 7H245V4H244ZM7 8H9V7H7ZM50 8V7H49ZM53 8V7H52ZM61 8V9H60ZM71 8V9H70ZM75 8V9H76ZM154 8V7H153ZM184 8V7H183ZM187 8H188V6H187ZM196 8V7H195ZM195 8H193L195 11H196V9ZM15 8H13V10H14ZM22 9L23 10H25V6H22ZM180 9V8H179ZM191 9V8H190ZM190 9H186L187 11L186 12H188V14L187 13H185L184 11H185V8L184 9H182L183 10V12L185 13V16L186 15H189V16H191L192 18H196L197 17V19H202V20H196V21H192L191 19L190 20H186L185 22H184V24L182 25V23H181V27L177 30V31H169L168 30V43L167 42H165L166 40H165V38L164 37H167V36H164V37H162V39L161 38H159V40H163L164 39V42L166 43L165 45H164V42L163 41H161V42H163V45H159L158 44V46H155V44L156 43H158L159 41H158V39L157 38H155V39H157V42L154 40L153 42L155 43H153L152 44V46H153V48L155 47H161V46H165V48L163 47V50L164 51H166L167 53L165 54L162 50L161 51H157L156 49H153V50H156V52H163L165 55H167L168 54V52H170L168 55L169 56H172V55H175V56H177V58H178V60H179V64H180V76H179V79H178V83L176 82V81H174V80H172V79H174L175 77L174 76H172V78H171V82L172 81H174L176 84H174V85H172L171 86V82H170V77H164V75L162 76L164 79H168L169 80V82H167L168 83V85H169V90H170V88H173V87H176V85L178 84V87H176V88H173V89H175V90H173V92H174V94L172 93V91H171V93L167 90L168 88H166V86L168 87V85L167 84H165L164 83V81L162 80V84H165V88H166V90L168 91H164L165 89H163V90H161L162 92H164L165 94H161V93H159V96H158V93L157 94H155V88L156 87H158L159 85V83L157 82V83H155L156 84V86H152V88H150V87H148V86H151V85H146V83L145 82H143V80L145 79V78H147V77H145L144 76V79H143V77H142V75H138V68L137 67H140L139 66V60H143V58H144V55L142 56V53L144 52V50H142V51H140L141 52V55L139 54V52H138V50H141V49H143V47H142V45H141V43H142V41L141 40H144L145 39V36H146V34L148 33H146V32H138L137 34H135V36L134 35H132L131 37H133L132 38V40L133 41H135V44H136V50H137V52H134V54H136L137 53V56L135 55V57L133 58V64L131 65V67H132V69L135 67V69H133V73H132V75L130 76L129 75V77L130 78H128L129 79V83H130V85L128 86V85H126V86H128L127 88H129V91H127V94L125 93V92H123L124 93V95L126 94V95H128V97L129 98H127L126 99V102L124 103V101H122L121 99L123 98L122 96V93H121V95L119 94L118 95V97L119 98H121L120 99V101H121V103H120V101H119V103H115L116 105L114 106V107H112V108H107L106 107V105H108V103L106 104V103H100V104H97L96 106H95V103L94 104H92V106L94 107V109L97 107L98 108V110H99V112L97 113V114H99L96 118H92V119H90L92 116H90L89 115V113H88V115L89 116H87L86 115V117L84 116V117H82L83 118V120H81L82 122H81V125L84 127L85 126V128H83V129H87L86 131H87V134H86V132L85 131H81V132H79L77 135H74V136H79L78 138L76 137V138H74V139H72V142H70L69 141V136H71L70 135V131L72 130L71 128H73V124L71 123V124H66V126L64 127L65 129H63V133H64V135H63V137H64V140H65V144H66V146L65 147H63V148H55L56 146L55 145H53V146H55V147H53L52 146V149L50 148L48 151L50 152H53V154H52V158H51V160L50 161H52V162H46L44 159H40V160H37L35 163H34V161H32L35 165L33 166V170H32V168H31V170L32 171H35L36 172V174L38 173H40V174H42L43 176H45V173H47L46 174V176L48 175L50 178H55L56 176V174L58 173V172H61V174L60 175H62L63 176V174L64 175H66V174H74V176H76L75 177V181L74 182H76L77 180V182L80 184V183H83V184H88V183H86V182H88V180H87V178H89V176H92L91 174L93 173L94 174V172H96V175H98L99 176V180H96L95 181V186H100L101 185V187H102V184H105V185H109V183L108 182H110L111 183V181H114L115 180V182H116V180H117V185L118 186H121V185H124V186H126V187H132V186H134V185H136V187H139L140 185H141V183L144 181H142L141 179H146L145 181H151L152 179H155V178H152V179H148V178H146V176H147V172H148V174L150 173V174H153V172L152 171H154V168L152 169V163H153V161L157 164L158 162H156V158L153 156L154 154H152V153H149L150 155H147V158H142V156H143V154H142V151H141V153H139V147L141 146V145H139V143H141L142 141H144L145 139L142 137V136H146V139H148L149 140V142L148 143H150L152 146H153V143H154V145H155V143H156V145H157V142L158 143H162V141H163V143H169L170 145H173V147H175L174 145H177L176 147L177 148H175V149H177V152L178 153H180L181 155L180 156H182V154L184 155V153L183 152H185L187 149H188V151H186V153L187 152H189V155H187L186 154V156H185V159H184V157L183 158H181L180 157V159L181 160H185V162H184V164H186L185 166L183 165V161H182V163H180V161L181 160H179V158L176 156V158L179 160V161H177V159H176V161L177 162H173V166H176L177 164L176 163H179V165H177V167L179 166V168H181V170L183 169V170H185L184 171V173L185 174H189L188 175V178H187V176H186V178H185V180H184V178H183V180H177V181H180L181 183L182 182H186L185 183V185L187 184V186L188 187H191V189L190 190H188L187 188V186L186 187H184V185L182 186V184H184V183H180L181 185H179V183L176 185V186H178L179 185V187H176V189L177 188H179V189H183V190H181V192H177V193H181V194H177V195H175L176 194V192L175 191H178L179 189H170V190H172V192H175V194L173 195V194H169L170 195V197H171V199L172 200H174V201H177L176 203L178 204H176L174 201V208H176V207H178L179 205L180 206H185V208H186V205H187V202L189 201V199L190 200H192V198H193V201H190V202H192L195 206L193 207V208H195V212H192V213H189L191 210V208H192V203H190V204H188L189 206H188V208L191 206V208H186V210H185V208H184V210L180 207V209H181V216H183V213L182 212H184V216H183V218H184V221L186 222V230H187V233L188 232H192V234H193V232H195L194 233V235L195 236H193V235H190V236H188V235H186V237H187V239L188 238H192V237H195L196 238V240H192L193 242H195V241H197V242H199V240L200 241H202V240H206L204 237H206L205 235H203L202 233H206L205 231H208V228L210 227V225L208 224L211 220H208V218L209 219H212L213 217H216V219H215V221L213 222V223H215V226L213 227V223H212V221L210 222V224H211V227L213 228V230L212 229H210L209 228V230H212V232L210 233L209 231V233H210V235L209 236H211V238H215L214 236H216V239L214 240V239H212V241H214V243L213 244H211V247L213 246L214 248H215V250L217 251V249H219L220 250V254L221 253H223V255L221 256L220 255V257L221 258H225V256L227 255V257L229 258V256L228 255H230V254H232V255H230L231 257H235V256H233L234 255V253H236V251H238L239 249L241 250V247H242V249H244V253H243V250H241L240 251V254H239V256L237 257H235V258H229L230 260L228 261L230 264H232V262H231V260L234 262V263H240L241 261H239V260H242V259H240V258H242V255H243V260H245V248H247V245L248 244H250L249 242H247V236H249V235H247L248 233L246 232L247 231V229H245V232H244V234L242 235V236H245V237H242L241 236V238H244L243 239V241H242V239H241V242H238L239 241V239L238 240H236V241H232V239L231 240H229V239H227V240H229L230 242H228L227 241V243H225V238H228V237H226L225 236V234H223V233H225L226 231V233H228L229 234V232H228V227L227 228H225L226 230L225 231H223L222 232V235H224L222 238H217V236H220V233H216L215 235H213L215 232H217L216 230L217 229H215V228H217V226H219V222L221 223V222H223L224 223V221H225V217H223L222 219L224 220V221H222V219L221 218H219L218 216H213L212 214H211V211L209 212L208 210H206L205 211V209H207L206 207H208V208H210L211 210H212V207H210V206H212V205H209L208 206V203H207V201H206V199H208V197L211 195V194H215V193H217V191H216V186H217V184L219 183V181H218V178L217 177H214V178H212L211 177V179H210V181H208L207 182V180L205 181L207 184H208V186L210 185V187H208L209 189H207V186H204V184L205 183H203L202 184V181H201V178H202V175L206 172V171H208V170H213V169H216V167H217V169H220V170H222L221 168H222V164H224L223 166H224V168H226V170H223L224 171V176L225 175H232L233 174V172H234V167H235V165H237V163H238V165H237V167H239L242 171L241 172H244L245 171V173L244 174H242V178H243V175H245V177H246V174H249V173H247L249 170H253V171H260V169H262L263 167V165H260V162L258 163L257 162V160L256 159H258V158H260L264 153H262L261 151H259V149H258V151L260 152V153H256V155L257 154H261V156L260 155H258L259 157H257L256 155V159L254 158L255 156L253 155V157H252V155L247 151V145L249 144V143H251V142H253V143H262V145L264 144V121H261V122H263L262 123V127L260 126V128H254L255 130H248V134L246 133L245 134V136H244V146H242V147H244L243 149H242V151H241V149H240V151L242 152V154H238L237 153V158L239 159V161L236 163L235 162V165H234V161H233V159H232V161H233V163H232V161H231V158H232V153H231V151L230 150H233V149H231V146H229L230 147V149H228L227 147L228 146H226V138H230V136L232 135V133H233V131H234V129H233V127L235 126V125H237V122L238 121H243V122H246L247 123V116H246V112H247V103H249L248 105H251L250 104V102H253V100H254V98H251V97H257L258 95H261V89H260V87H259V83L257 82L258 81V79H253V74H254V72L256 71L257 72V70H258V67H257V69L255 70V68H254V71H253V73H252V75H250L248 72H244L242 69V71H243V73L245 74V76L244 75H242L241 77H240V75H238V76H234V75H236V74H234L233 72H231V69L229 68L232 64H234V61H236L237 59H239L241 62H243L241 59L242 58H244L243 57V55L245 54L244 52V54L242 53L241 54V56H240V53H239V56L238 57H240V58H238L237 57V55H238V53H235V54H237V55H234L237 59H235L234 58V60H233V62H232V59H227V58H225L226 56H222V58H221V55H216L217 54V48H219V46H216L217 48L214 50L213 48H208L209 50H211V53L213 52V53H215V57H220V59H221V61H220V65H221V62H223V60L224 59H227L228 61H231L230 63H232V64H230L227 60V62H226V65H224V63H225V61H224V63L221 65L222 67H225V66H227V68H225V69H217V71L215 72V74H212V76H211V80H210V82L212 83V85L210 86V82H208V83H206V85L202 88V89H198L197 87H196V85L198 84V81H197V79H196V77H195V70L194 69H197V70H200V69H202V67H200V64L202 63V58L204 57V58H206V59H209L210 58V56H209V54H207L206 53V50H205V48H204V46L207 44V42L209 41V39H210V41L209 42H211L212 43V41L214 40V39H217L219 42H222V46H220L221 48L222 47H224V46H230V45H228L229 44V42L230 41H232L231 40V38L232 39H234V36H236V35H234L233 37L231 36V38H229V40L230 41H227V45H224V41H225V39H227L228 40V34L230 33L231 34V32H234V31H230L229 32V30H228V36L227 35H224L223 34V32L225 31V30H221V31H216L218 34L217 35H215L216 33H215V28L214 27H210V31H209V27L208 26H206V21L208 20V18L209 17H211V19H210V21H208V22H211V20H213L212 18V16H209L207 13H203V12H201L200 13V15H199V13H198V11L197 12H195V11H193L192 10V13L190 12L191 10ZM246 9V8H245ZM253 9V10H252ZM256 9V10H255ZM260 9H262V8H260ZM8 10H10V9H8ZM13 10H10L11 11V13H14L13 12ZM64 10H66V9H64ZM130 10V11H131ZM144 10V9H143ZM181 10V9H180ZM181 10V11H182ZM225 10V9H224ZM228 10V9H227ZM226 10V11H227ZM10 11H9V13H7V14H11L10 13ZM29 11V10H28ZM42 11V10H41ZM94 11H95V9H94ZM128 12H130L129 10H127ZM226 11H225V15L227 14L226 13ZM232 11V10H231ZM262 11H264V8H263V10ZM38 12H39V10H38ZM55 12V11H54ZM217 12V11H216ZM245 12H246V10H245ZM249 12V13H248ZM261 12V11H260ZM48 13H49V11H48ZM50 13H51V11H50ZM154 13H155V11H154ZM158 13H160V11L158 12ZM158 13L156 14V18H155V21L154 22H157V23H160V24H157L158 26H159V29L161 30V29H163V27H162V23H161V21H160V17L159 18H157V16H159L158 15ZM183 13V14H184ZM191 15H190V14ZM193 13H195V14H193ZM220 13V12H219ZM253 13V14H254ZM262 14L264 13V12H261ZM38 14V13H37ZM41 14V13H40ZM74 14V13H73ZM72 14V16L74 17V15ZM79 14H81V12H79L78 13V15ZM133 14V13H132ZM142 14V13H141ZM196 14H198V15H196ZM208 15L207 16V20H206V18H204L206 15ZM210 14V13H209ZM215 14H217V13H215ZM220 14H222V13H220ZM219 14V15H220ZM224 14V13H223ZM221 15V16H225V15ZM252 14V15H253ZM4 15V14H3ZM144 15V14H143ZM264 15V14H263ZM134 16V15H133ZM189 16H187L188 18H190ZM193 16H195V17H193ZM216 17L215 18H218V17H220V16H218V15H215ZM218 16V17H217ZM260 16H262L260 13H259V18H257L258 20H262V19H264L263 17L264 16H262V18L260 17ZM231 17H233V15L231 16ZM135 18V17H134ZM142 18V17H141ZM140 18V19H141ZM214 18V19H215ZM225 18H227L226 20H227V23L224 21V19ZM261 18V19H260ZM74 19H76L75 17L73 18V20H72V22L73 21H75ZM136 19V18H135ZM156 19H158V20H156ZM205 21H204V20ZM219 19H221V18H219ZM218 19V21H217V26L218 25H220V24H222V23H224V26L227 24V26L229 25V21H231V20H228V16L227 17H224V18H222L223 19V21L224 22H222V23H220L219 21H221V20H219ZM10 20V19H9ZM9 20H8V22H9ZM26 20V19H25ZM34 20H36V19H34ZM34 20H28V21H26V22H24V23H22L20 26H16L15 25V23H13V22H11V24H9L8 25V23L7 24H5V22H3V21H0L1 23L3 22L4 23V27H3V25H1V23H0V33L1 34H3V36H1V38H3L4 37V41H5V39H7L6 41L8 42V44H9V46H11V37L13 36V35H15L14 37H12L13 38V41H14V46H16L15 44H18V43H15V39L16 38H18V36H22V38H23V35H25L26 33H24L25 31H27L28 29H30L31 30V28L33 27V25L37 28V26L39 27V31H41V29L43 28V27H45L44 25H42L41 27L39 26V25H37L36 26V23L38 22H34ZM137 20V19H136ZM143 20H144V18H143ZM147 20V19H146ZM94 21H96V20H94ZM151 21H152V19H151ZM159 21V22H158ZM21 22V21H20ZM61 22V21H60ZM70 22V21H69ZM134 22H135V20H134ZM144 22V21H143ZM148 22V21H147ZM213 22H214V20H213ZM213 22H211V24L213 23ZM232 22V21H231ZM259 22H261V21H259ZM2 23V24H3ZM138 23V22H137ZM216 23V22H215ZM215 23H213V25L215 24ZM226 23V24H225ZM263 23H264V21H263ZM77 24V23H76ZM147 24V23H146ZM156 24V23H155ZM232 24H234L233 22H232ZM237 24V23H236ZM8 25V26H7ZM93 25H95V24H93ZM156 25V26H157ZM160 25H161V27H160ZM240 25V24H239ZM14 26V27H13ZM221 26V25H220ZM222 26H223V24H222ZM260 26V25H259ZM94 27V26H93ZM92 27V28H93ZM96 27V26H95ZM94 27V28H95ZM144 27V26H143ZM147 27V26H146ZM208 27V28H207ZM137 28V27H136ZM201 29V28H203V30H204V28L207 30V33L209 32H211V31H213V33H215V34H213V35H215V38H214V36H213V40L210 38V37H208L209 36V33H208V36H206V30H204L205 32V34H203V36H205V37H203L204 38V40H202L201 38H199L196 34L198 33V29ZM46 29V28H45ZM64 29V28H63ZM112 29V28H111ZM156 29V28H155ZM30 30H28V31H30ZM66 30V29H65ZM71 30V29H70ZM92 30V29H91ZM91 30H89V32L91 31ZM97 30V29H96ZM99 30V29H98ZM113 30V29H112ZM111 30V32H112V35L117 31V30H115L114 29V31H112ZM151 30V29H150ZM150 30H148V31H150ZM156 30H158V29H156ZM164 30V29H163ZM202 30V31H203ZM241 30V29H240ZM240 30H238V31H240ZM36 31H38V30H36ZM35 31V32H36ZM46 31V30H45ZM49 31V30H48ZM133 31V30H132ZM243 30H241L240 32H242ZM42 32V31H41ZM47 32V31H46ZM111 32H105V33H103L104 35L102 36V34H99L100 32H98V31H93V33L95 34V39H96V45H98V46H101V48H102V50H100L99 48H98V46L96 47V46H94V43H93V41L95 40L94 39V36L92 35V34H89V36L88 37H90V35H92V39H94L92 42L90 41L88 44H86V45H88L89 46V44L90 45H92V46H94L93 48H98L100 51H102V52H104V51H106L107 49H109V47H110V45L113 43V41H114V39H112L113 41H112V43L110 42V41H108V35L111 33ZM131 32V31H130ZM226 32V31H225ZM224 32V33H225ZM236 33H237V31H235ZM257 32H260V33H257ZM257 32L255 33V35H253L254 37H252V35H250V34H248V35H245L244 37V43H245V50H247V48H249V51L251 52V53H255L256 54V51H258V52H261V51H259L260 49H263L264 48V28H263V26H262V28H258L257 27ZM43 33V32H42ZM48 33V32H47ZM91 33V32H90ZM128 33V32H127ZM135 32H133V34H134ZM153 33H154V31H153ZM155 33H157V31L155 32ZM158 33H159V30H158ZM201 33V30L199 31V34ZM68 34V33H67ZM98 34L99 35H101V36H98ZM198 34V35H199ZM202 34V33H201ZM238 34H240L239 35V37L241 38V37H243V34H242V36H241V33H237V36L236 37H238ZM245 34V33H244ZM263 34V35H262ZM27 35V34H26ZM34 35V34H33ZM115 35H116V33H115ZM148 35V34H147ZM151 35V41H152V38H154L153 36H154V34H152V32L151 33H149V36ZM211 35V34H210ZM231 35H233V33L231 34ZM258 35V36H257ZM262 35V36H261ZM51 36V35H50ZM65 36V35H64ZM111 35H109V37H110ZM149 36H148V38H149ZM225 36H227V37H225ZM257 36V37H256ZM260 36V37H259ZM31 37V36H30ZM86 37V36H85ZM113 37H114V35H113ZM147 37V36H146ZM206 37H208L209 39H208V41L206 42V44H205V41L207 40V38ZM256 37V38H255ZM38 38V37H37ZM56 41L55 42H57V41H59V39L57 38H55V37H53ZM84 38V37H83ZM82 38V39H83ZM121 38V37H120ZM124 38V37H123ZM246 38H247V40H246ZM54 39H53V41H54ZM206 39V40H205ZM236 39V38H235ZM234 39V40H235ZM243 39V38H242ZM11 40V41H10ZM47 40H49V39H47ZM150 40V39H149ZM212 40V41H211ZM238 40V39H237ZM18 41V40H17ZM25 41V40H24ZM28 41V40H27ZM61 41V40H60ZM80 41V40H79ZM83 41V40H82ZM119 41H123L124 42V40H120V39H118V42ZM217 41V42H218ZM236 41V40H235ZM235 41H233V42H230L231 44H232V46H230L229 48H233V44H235ZM2 42V41H1ZM22 42V41H21ZM26 42V41H25ZM55 42H52V45H53V43H54V45L53 46H55L56 44H55ZM115 42H116V40H115ZM137 42V43H136ZM139 42H140V44H139ZM161 42H159L160 44H161ZM214 43L216 42V40L215 41H213ZM218 42V43H219ZM243 42V41H242ZM246 42H247V45H246ZM3 43V42H2ZM50 43V42H49ZM59 43V42H58ZM92 43V44H91ZM121 43V42H120ZM127 43V42H126ZM126 43L124 44V46L123 47H125V48H127V46L128 45H126ZM217 43V45H220V43L218 44ZM243 43V44H244ZM7 44V45H8ZM116 44V43H115ZM119 44V43H118ZM122 44V43H121ZM130 44V43H129ZM167 44H168V46H167ZM210 44V43H209ZM216 44V43H215ZM41 45V44H40ZM46 45H49V44H46ZM50 45H51V43H50ZM48 46V47H46V48H49L50 50H51V47H53L52 45L51 46ZM80 45V44H79ZM85 45V46H86ZM140 45V46H139ZM212 45H213V43H212ZM237 45V44H236ZM4 46V45H3ZM2 46V47H3ZM8 46V47H9ZM113 46V45H112ZM115 46V45H114ZM133 45L131 44V47H132ZM137 46H139V47H142L141 49L138 47L137 48ZM148 46V45H147ZM209 46V45H208ZM246 46H247V48H246ZM8 47H6L5 48V50L4 51H6L7 49H8ZM44 47V46H43ZM71 47V46H70ZM83 47V46H82ZM81 46H80V48L81 49H83ZM89 47H91V46H89ZM88 47V48H89ZM118 47V46H117ZM120 47V46H119ZM226 47H224V48H226ZM234 47H235V45H234ZM237 47V46H236ZM4 48V47H3ZM11 48V47H10ZM42 48V47H41ZM45 48V47H44ZM133 48V47H132ZM132 48H130V49H132ZM168 48V49H167ZM169 48H170V50H169ZM220 48V49H221ZM14 49V48H13ZM48 49V51H50ZM73 49V48H72ZM89 49H91V48H89ZM128 49V48H127ZM126 49V50H127ZM159 49V48H158ZM161 49V48H160ZM166 49V50H165ZM218 50V52L219 53H222V52H220V51H223V50ZM223 49V48H222ZM9 50V49H8ZM47 50V49H46ZM85 50H87V48L86 47H84V53L86 52V54L89 52L88 50L87 51H85ZM224 50H226V49H224ZM234 50V49H233ZM237 50V49H236ZM264 50V49H263ZM82 51V50H81ZM81 51H79L80 53H81ZM91 51V50H90ZM96 51V50H95ZM94 51V52H95ZM107 51H109V50H107ZM111 51V50H110ZM130 51H134V50H130ZM215 51V52H214ZM227 51H229V50H227ZM235 51V50H234ZM233 51V52H234ZM1 52V51H0ZM60 53H61V55L63 54L62 52V50L61 51H59ZM65 52V51H64ZM69 52H70V50H69ZM115 52V51H114ZM128 52V51H127ZM155 52V53H156ZM172 52V53H171ZM225 52V51H224ZM230 52H232L231 50H230ZM236 52V51H235ZM238 52V51H237ZM246 52V51H245ZM257 52V53H258ZM3 53V52H2ZM48 52H46V54H47ZM59 53V54H60ZM83 53V52H82ZM133 53V52H132ZM159 53H157L158 54V56L160 55ZM210 53V55L212 56V54ZM218 53V54H219ZM228 53V52H227ZM263 53H264V51H263ZM262 53V54H263ZM71 54H72V52H71ZM91 54V57H93L92 56V52H90L88 55H90ZM120 54H121V52H120ZM119 54V55H120ZM141 56L140 57V59H139V55ZM171 54V55H170ZM232 54V53H231ZM234 54V53H233ZM250 54V53H249ZM261 54V53H260ZM260 54H258V56H257V58L260 56V57H262V55H260ZM2 55V54H1ZM66 55H67V53H66ZM65 55V56H66ZM70 55V53L66 56V57H68ZM93 55H95L94 53H93ZM115 55V54H114ZM165 55H162V59H163V57L165 56ZM167 55V56H168ZM225 55H227V54H225ZM229 55V54H228ZM246 55V54H245ZM264 55V54H263ZM5 56V55H4ZM18 56V55H17ZM44 56V55H43ZM63 56V55H62ZM64 56V57H65ZM85 56V55H84ZM102 56V55H101ZM133 56V55H132ZM168 56V57H169ZM174 56V57H175ZM231 56H233V55H229V56H227L228 58H231ZM249 55H247V57H248ZM256 56H255V58H256ZM2 57V56H1ZM51 57H53V56H51ZM59 57V56H58ZM58 57H57V59H58ZM61 57V56H60ZM69 57H71V56H69ZM68 57V59L70 60L71 58H69ZM86 57V56H85ZM89 57V56H88ZM143 57V58H142ZM157 57V56H156ZM155 57V58H156ZM62 58V57H61ZM110 58V57H109ZM160 58V57H159ZM166 57H164V59H165ZM213 58V57H212ZM248 58H250V57H248ZM248 58H246V60H248ZM252 58H253V55H252ZM252 58H251V60L250 61H252ZM21 59V58H20ZM42 59V58H41ZM46 59V58H45ZM57 59H55V61L57 60ZM66 59V58H65ZM84 59H86V58H84ZM88 59V58H87ZM87 59H86V62H87ZM93 59V58H92ZM103 59V58H102ZM106 59H108V58H106ZM216 60H220V59H217V58H215ZM214 59V60H215ZM245 59V58H244ZM263 59V58H262ZM60 60V59H59ZM69 60H68V62H69ZM120 60V59H119ZM141 60V61H142ZM178 60H176L175 62H177ZM215 60V61H216ZM238 60V61H239ZM254 60V59H253ZM256 60V59H255ZM254 60V61H255ZM47 61V60H46ZM49 63H52L53 64V62H54V60H53V62H51V60L49 59ZM58 61V60H57ZM85 61V60H84ZM109 61H110V59H109ZM143 61H145V60H143ZM147 61V60H146ZM158 61V60H157ZM157 61H155V62H157ZM238 61H236L235 63H237ZM260 61V60H259ZM258 61V62H259ZM262 61V60H261ZM91 62V61H90ZM148 62V61H147ZM218 62V61H217ZM253 62V61H252ZM256 62V61H255ZM56 63H58V62H56ZM55 63V64H56ZM59 63H60V61H59ZM70 63V62H69ZM112 63V62H111ZM141 63V62H140ZM178 63V62H177ZM228 63H229V67H228ZM45 64H46V62H45ZM114 64V63H113ZM120 64V63H119ZM129 64V63H128ZM146 64H148V63H146ZM156 64V63H155ZM159 63H157V65H158ZM160 64H161V62H160ZM159 64V65H160ZM163 64L164 63H162V65H160V66H158V68H160L161 66H163ZM240 64H242V63H240ZM35 65V64H34ZM38 65H39V63H38ZM67 65V64H66ZM153 65V64H152ZM171 66L173 65V64H170ZM170 65H169V67H170ZM249 65V64H248ZM43 66V72H44V70L46 69H44V65H42ZM47 66V65H46ZM61 66H62V64H61ZM90 66V65H89ZM109 66V65H108ZM113 66V65H112ZM120 66V65H119ZM122 66H124V65H122ZM144 66V65H143ZM155 66V69H154V67L152 68V70L154 69V71H156V65H154ZM239 66H242V65H239ZM239 66H236V67H234V68H237L238 67V69L240 68ZM253 66V65H252ZM264 66V65H263ZM58 67V66H57ZM64 67V66H63ZM69 67V66H68ZM77 67V66H76ZM75 67V68H76ZM129 67V66H128ZM167 67V66H166ZM261 67V66H260ZM259 67V68H260ZM61 68V67H60ZM74 68V67H73ZM74 68V69H75ZM137 68V69H136ZM143 68V67H142ZM148 69H149V66L147 67ZM168 68V67H167ZM171 68H173V67H171ZM41 69V68H40ZM39 69V70H40ZM48 69V68H47ZM50 69V68H49ZM73 69V70H74ZM107 69H109V68H107ZM165 69V68H164ZM170 69V68H169ZM262 69V68H261ZM260 69V70H261ZM264 69V68H263ZM7 70V69H6ZM38 70V69H37ZM65 70H66V68H65ZM76 70V69H75ZM173 70V69H172ZM240 70V69H239ZM245 70V69H244ZM29 71V70H28ZM50 71V70H49ZM109 71V70H108ZM136 71V72H135ZM154 71H152V72H154ZM165 71H167V69L166 70H164V73H165ZM235 71H237V70H235ZM246 71V70H245ZM17 72H19V71H16V73ZM32 72V71H31ZM42 72V71H41ZM51 72V71H50ZM53 72V71H52ZM77 72V71H76ZM76 72H74V73H76ZM111 72V71H110ZM132 72V71H131ZM28 73V72H27ZM33 73H34V71H33ZM37 73V72H36ZM158 73H159V71H158ZM169 73H171V70H169ZM168 73V71L166 72V74H169ZM229 73H231V75L229 74ZM241 73V72H240ZM242 73V74H243ZM259 73H260V71H259ZM1 74V73H0ZM46 74H49V72L48 73H46ZM51 74V73H50ZM65 74H66V72H65ZM104 74V73H103ZM113 74V73H112ZM131 74V73H130ZM157 74V73H156ZM163 74V73H162ZM173 74V72L171 73V75ZM255 74H257V73H255ZM254 74V77H257V76H259V74L256 76ZM7 75V74H6ZM31 75H32V73H31ZM36 75H38V74H34V77L36 76ZM101 75H102V73H101ZM114 75V74H113ZM128 75V74H127ZM170 75V74H169ZM173 75H175V72H174V74ZM251 76L250 78H248V76ZM1 76H3V75H1ZM0 76V77H1ZM5 76V75H4ZM9 76V75H8ZM18 76V75H17ZM23 76V75H22ZM68 76V75H67ZM156 76V75H155ZM228 76H230L229 78H228ZM244 76V77H243ZM247 76V77H246ZM263 76H264V74H263ZM19 77V76H18ZM17 77V78H18ZM38 77H39V75H38ZM38 77H36L37 79H38ZM45 77V76H44ZM49 77V76H48ZM51 77V76H50ZM53 77V76H52ZM51 77V78H52ZM162 77H161V79H162ZM262 77V76H261ZM7 78V77H6ZM20 78V77H19ZM18 78V79H19ZM46 78H47V76H46ZM156 78H157V76H156ZM1 79H2V77H1ZM22 79V78H21ZM32 79V78H31ZM36 79V81H38ZM49 79V78H48ZM63 79V78H62ZM152 79V78H151ZM176 79V78H175ZM6 80V79H5ZM15 80V79H14ZM14 80H12V81H14ZM20 80V79H19ZM18 80V81H19ZM34 80V79H33ZM40 80H41V77H40ZM40 80L37 82V83H39L40 84ZM46 80V79H45ZM64 80V79H63ZM62 80V83L64 84V81ZM74 80V79H73ZM168 80H165V81H168ZM177 80V79H176ZM2 81V80H1ZM11 81V82H12ZM70 81V80H69ZM148 81V80H147ZM152 81V80H151ZM260 81V80H259ZM8 82H9V79H8ZM8 82L6 81L5 83H4V81L2 82L3 83V86L4 87H2L1 86V83H0V86L2 87H0V100L3 98V100H1L0 101V104H1V106H3L2 105V103H3V101H7V100H5V99H7L6 98V96L8 97V95L10 94V93H12V92H10V91H13V90H10V87H11V84H10V86H7V85H9L8 84ZM60 82V81H59ZM85 82V81H84ZM98 82H99V80H98ZM154 82H155V80H154ZM153 82V83H154ZM174 82H172V83H174ZM257 82V83H256ZM262 82V81H261ZM13 83V82H12ZM37 83H35V85H37ZM43 83H44V81H43ZM48 83V82H47ZM96 83V82H95ZM101 83V82H100ZM264 83V82H263ZM5 84V85H4ZM14 84H15V82H14ZM14 84H12V87H13V85ZM20 84V83H19ZM18 84V85H19ZM50 84V83H49ZM73 84V83H72ZM71 83L70 84H68L67 82L65 83V89H67L66 90V94L68 95V96H70L68 99L70 100L69 102L70 103H74V102H71V99L72 98H76V97H73V95H75V94H73L72 93V91L70 92L69 91V89H71V90H74V88H75V90H76V88L78 87V89H79V86H77V85H79V84H76L75 86L74 85H72ZM154 84V85H155ZM24 85V84H23ZM32 85H34V83H32ZM60 85V84H59ZM62 85V84H61ZM263 85V84H262ZM38 86V85H37ZM41 85H39L38 87H40ZM171 86V87H170ZM210 86V87H209ZM37 88L36 86H33V88ZM64 87V86H63ZM103 87V86H102ZM130 87H131V89H130ZM162 87H164V85L162 86ZM207 87H209V88H207ZM16 88V87H15ZM23 88V87H22ZM35 88H34V90H35ZM41 88V87H40ZM89 88V87H88ZM127 88H126V90H127ZM204 88H206V89H204ZM17 89V88H16ZM77 89V90H78ZM157 89V88H156ZM178 89V90H177ZM27 90H29V89H27ZM54 90V89H53ZM75 90H74V92H75ZM84 90V89H83ZM33 91V90H32ZM31 91V92H32ZM36 91V90H35ZM67 91H68V93H67ZM79 91H80V89H79ZM156 91H158V90H156ZM177 91V93H175ZM81 92V91H80ZM114 92V91H113ZM129 92V93H128ZM26 93V92H25ZM24 93V94H25ZM115 93V92H114ZM169 93V95H176V99H174V100H172L171 101V103H173L171 106L173 107V105H174V102L175 101H179L180 102V104H178V101L175 103V105H174V107H173V109L170 111L169 110V107H170V103L168 102V96H167V94ZM13 94V93H12ZM17 94V93H16ZM20 94V93H19ZM33 94V93H32ZM39 94V93H38ZM64 95V96H67V95ZM72 94V95H71ZM118 94V93H117ZM116 93L115 94H113V95H117ZM160 94H161V96H160ZM34 95V94H33ZM44 95V94H43ZM15 96V95H14ZM67 96V97H68ZM5 97V98H4ZM49 97V96H48ZM72 97V98H71ZM79 97V96H78ZM126 97V96H125ZM158 97H161L160 98V103L158 102L159 101V99L157 100V98ZM164 97V98H163ZM82 98V97H81ZM251 98V99H250ZM11 99V98H10ZM31 99V98H30ZM68 99L67 98H65V99H63V100H65V102L63 103L64 105H66V106H69L67 103V101H68ZM79 99V98H78ZM118 99V98H117ZM117 99H116V101H117ZM156 99V100H155ZM171 99H172V97H171ZM252 100V101H250V100ZM17 100V99H16ZM54 100V99H53ZM77 100V99H76ZM84 100V99H83ZM250 101V102H247V101ZM262 101V103H263V99H261ZM28 101H29V99H28ZM42 101V100H41ZM80 101V100H79ZM78 101V102H79ZM161 105V106H159V104L157 103V102ZM255 101V100H254ZM34 102V101H33ZM86 102H88V100L86 101ZM108 102V101H107ZM110 102V101H109ZM113 102V101H112ZM257 101H255V103H256ZM260 102V101H259ZM259 102H258V108L256 107L257 105H255L254 107H255V110H256V108L259 110V113H261V105L259 106ZM15 103V102H14ZM41 103V102H40ZM44 103V102H43ZM54 103H56V102H54ZM124 103V104H123ZM5 104V103H4ZM252 104H254V103H252ZM261 104V103H260ZM16 105V104H15ZM42 105V104H41ZM47 105V104H46ZM46 105H45V107H46ZM52 105V104H51ZM79 105V104H78ZM86 105H87V103H86ZM24 106V105H23ZM27 106V105H26ZM66 106H64V108L66 107ZM71 106H72V104H71ZM75 105L73 104V107H74ZM91 106V107H92ZM253 106V105H252ZM251 106V109L253 110L254 108ZM263 106V108H262V117L260 116V119L262 118V119H264V105H262ZM6 107V106H5ZM10 107V106H9ZM20 107V106H19ZM92 107V108H93ZM27 108V107H26ZM42 108L43 109H45L44 108V105H42ZM47 108H48V105H47ZM46 108V109H47ZM64 108H63V110H64ZM67 108H69V107H67ZM72 108V107H71ZM4 109V108H3ZM10 109V108H9ZM27 109H29V108H27ZM31 109V108H30ZM45 109V110H46ZM82 109V108H81ZM8 110V109H7ZM61 110H62V108H61ZM65 110H66V112H67V109L65 108ZM69 110H70V108H69ZM79 110H80V108H79ZM181 110L182 111H188V114H185V115H187L189 118V123L185 126V124H186V119H184L185 120V124H181L180 122H181V119H179L178 120V117L179 118H181L182 116L184 117V115L183 114H180V115H178L177 116V118H175V120L177 119V121H178V123L177 124H179V126H177V124H175L176 122H174V124H175V126L176 127H174V130H172L171 129V126H170V121H167L168 119H169V116L171 117V112H172V114H173V116H175L176 114H179L180 112H181ZM254 110V111H255ZM29 111V110H28ZM44 111V110H43ZM50 111H52V110H50ZM60 111V110H59ZM85 111V110H84ZM1 112V111H0ZM4 112H6V111H4ZM9 112V111H8ZM21 112V111H20ZM30 112V111H29ZM64 112V111H63ZM258 112V111H257ZM12 113V112H11ZM53 113V112H52ZM55 114H56V112H54ZM53 113V114H54ZM59 114H60V112H58ZM168 113H169V115H168ZM258 113V114H259ZM5 114V113H4ZM9 114H10V112H9ZM28 114V113H27ZM164 114H166V115H164ZM175 114V115H174ZM47 115V114H46ZM52 115V114H51ZM73 115V114H72ZM260 115V114H259ZM11 116H12V114H11ZM13 116H14V114H13ZM19 116V115H18ZM22 116V115H21ZM52 116H54V115H52ZM63 116V115H62ZM65 116H67V115H65ZM166 116V117H165ZM172 116V117H173ZM10 115L8 116V118L7 119H9V120H11L10 118ZM25 117V116H24ZM39 117H40V115H39ZM56 117H57V115H56ZM64 117V116H63ZM62 117V121H63V119L64 120H66V118L64 117L63 118ZM73 117V116H72ZM163 117H165V118H163ZM168 117V118H167ZM182 117V118H183ZM186 117V116H185ZM13 118H15V117H13ZM59 118H61V117H59ZM37 119V118H36ZM69 119V118H68ZM165 121H164V120ZM174 119V118H173ZM2 120V119H1ZM4 120V119H3ZM19 120H20V118H19ZM56 120H58V119H56ZM172 120V119H171ZM175 120H173V121H175ZM183 120V119H182ZM183 120V121H184ZM28 121V120H27ZM61 121V120H60ZM180 121V122H179ZM3 122V121H2ZM7 122V121H6ZM23 122H24V118H23ZM22 122V123H23ZM29 122H31V121H29ZM56 122V121H55ZM79 122V121H78ZM261 122H259L260 124H261ZM20 123V122H19ZM47 123V122H46ZM62 123H65V122H62ZM2 124V123H1ZM6 124V123H5ZM12 124V123H11ZM11 124H9V125H11ZM24 124V123H23ZM32 124V123H31ZM55 124H57V123H55ZM183 126H181V125ZM259 124V125H260ZM4 125V124H3ZM8 125V124H7ZM19 125V124H18ZM25 125H26V122H25ZM65 125V124H64ZM77 125V124H76ZM257 125H258V123H257ZM15 126V125H14ZM27 126V125H26ZM25 126V127H26ZM29 126H30V124H29ZM35 126V125H34ZM96 126H98L99 127V130H98V132L96 133V132H93V129H96L95 127ZM172 126H174L173 124H172ZM13 127V126H12ZM24 127V128H25ZM87 127V128H86ZM16 128V127H15ZM14 127H13V129H15ZM18 128V127H17ZM16 128V129H17ZM27 128H29L28 126H27ZM33 128V127H32ZM159 128V129H158ZM22 129H23V127H22ZM82 129V130H83ZM7 130V129H6ZM5 129H4V131H6ZM35 130V129H34ZM70 130V131H69ZM159 130V131H158ZM176 130V131H175ZM7 131H10V130H7ZM16 131V130H15ZM97 131V130H96ZM160 132V134H158V132ZM172 131H175L176 132V134L174 135V137H176L174 140H176L174 143H170V140H171V138H174V137H171V132ZM2 132V131H1ZM26 132V131H25ZM35 132V131H34ZM39 132V131H38ZM82 132H84V134H83V136H80V133H81V135H82ZM117 132V133H116ZM21 133H23L22 131H21ZM20 133V134H21ZM95 133V134H94ZM9 134V133H8ZM7 134V135H8ZM20 134H18V135H20ZM17 135V134H16ZM39 135V134H38ZM161 135V136H160ZM12 136V135H11ZM26 136V135H25ZM32 136V135H31ZM158 136V137H157ZM18 137V136H17ZM50 137V136H49ZM48 137V138H49ZM13 138H15L14 136H13ZM19 138V137H18ZM21 138V137H20ZM46 138V137H45ZM47 138V139H48ZM71 138V137H70ZM141 138H143V140L141 139ZM161 138H162V141H160L161 140ZM8 139V138H7ZM7 139L5 140V139H3V141L5 140V141H7ZM11 139V138H10ZM23 139H25V138H23ZM22 139V140H23ZM35 139V138H34ZM33 139V140H34ZM40 139V138H39ZM58 139V138H57ZM21 140V139H20ZM36 140V139H35ZM9 141V140H8ZM7 141V142H8ZM25 141H27V137H26V140ZM31 141H32V139H31ZM87 141V142H86ZM89 141V142H88ZM92 141V142H91ZM173 141V140H172ZM171 141V142H172ZM7 142H6V144H7ZM16 143H18L17 141H15ZM45 142V141H44ZM69 142V143H68ZM85 142V144H84V146L85 147H83V150H86V152H87V148L88 147H90L89 149H90V151H89V149H88V152H90V154L87 156V159L82 163L81 161L83 160L81 157H80V163H82V164H80L79 162L78 163H76V159L73 157V154H74V152L76 151L75 150V147H77V146H79L80 148H81V146L80 145H83V143ZM94 144L93 145V147L91 148V146H92V144ZM29 142L27 141V144H28ZM33 143V142H32ZM55 143V142H54ZM87 143H89V144H91V146H88L87 145ZM162 143V144H163ZM1 144V143H0ZM15 144V143H14ZM41 144H43V143H41ZM48 144V143H47ZM98 144V145H97ZM188 144H190V146H189V148H187L186 146L188 145ZM97 145V146H96ZM139 145V146H138ZM147 145V144H146ZM165 145V144H164ZM168 145V144H167ZM254 144H252V145H250V146H253ZM12 146V145H11ZM143 146H145L144 144H143ZM151 146V147H152ZM4 147V146H3ZM78 147V148H79ZM146 147V146H145ZM148 147V146H147ZM149 147H150V145H149ZM233 147V146H232ZM263 147V146H262ZM261 147V148H262ZM6 148V147H5ZM78 148H76L78 151H80ZM143 148V147H142ZM163 148V147H162ZM172 148V147H171ZM185 148H187V149H185ZM2 149V148H1ZM45 149V148H44ZM48 149V148H47ZM147 149H149V148H147ZM156 149V148H155ZM155 149L153 150V151H155ZM185 149V150H184ZM234 149H236V148H234ZM3 150H5V149H3ZM73 150H75V151H73ZM151 150V149H150ZM158 150V148L156 149V151ZM169 150V149H168ZM174 150V149H173ZM172 150V151H173ZM215 150H216V152H217V154L218 155H220L219 157H220V159L222 158L223 160H220L219 161V157H218V163L220 162V164H217L216 166H215V168H213V166H211V169H210V166H206L205 165V161L206 160H212L213 158H214V154H215ZM264 150V149H263ZM0 151H2V150H0ZM7 151V150H6ZM149 151V150H148ZM238 150H233L232 152L234 153V154H236L235 152H237ZM2 152H4V151H2ZM25 152V151H24ZM82 152V151H81ZM80 152V153H81ZM85 152V153H86ZM147 152V151H146ZM176 152V153H177ZM11 153V152H10ZM36 153V152H35ZM157 153V152H156ZM159 153V152H158ZM157 153V154H158ZM165 153V152H164ZM162 154L161 156H163L164 155V159L165 160H168V158L170 159V157H168L167 158V156L165 157V154ZM175 153V154H176ZM9 154V153H8ZM12 154V153H11ZM28 154H29V151H28ZM86 154H88V153H86ZM85 154V155H86ZM145 154V153H144ZM160 154V153H159ZM174 154V153H173ZM80 155V154H79ZM2 156V155H1ZM12 156V155H11ZM78 156V155H77ZM81 156V155H80ZM171 156V155H170ZM239 156V157H238ZM5 157V156H4ZM9 157V156H8ZM16 157V156H15ZM19 157V156H18ZM50 157H51V155H50ZM84 157V156H83ZM145 157V156H144ZM1 158V157H0ZM12 158H13V156H12ZM11 157L10 158H5V160L7 161L5 164H3V163H1L2 161L0 160V164H3V166L2 167H4L5 165L7 166V167H9L10 169L8 170V174H10L11 175V171H14V169L16 168V167H18V166H16V167H13L14 165V163H13V159H12ZM167 158V159H166ZM236 158V157H235ZM12 159V161H10ZM173 159V158H172ZM4 160V161H5ZM23 160V159H22ZM29 160V159H28ZM105 160H107V161H105ZM144 160H148L147 162H146V164H145V162H144ZM151 160V161H150ZM235 160V159H234ZM78 161V160H77ZM150 161V163H148ZM221 161H222V163H221ZM236 161V160H235ZM11 162V163H10ZM15 162V161H14ZM20 162H21V160H20ZM166 162V161H165ZM169 162V161H168ZM168 162H166V163H164V162H162L161 161V164H167ZM16 163V162H15ZM148 163V164H147ZM154 163V164H155ZM8 164V165H7ZM10 164V165H9ZM70 164V165H69ZM159 164L160 163H158V166H159ZM160 164V165H161ZM163 164V165H164ZM180 164H182V165H180ZM18 165V164H17ZM33 165V164H32ZM68 165H69V168H68ZM151 166V171L149 172V171H147L149 168L147 167V166ZM163 165H161V166H163ZM218 165H220V167H218ZM226 165V166H225ZM5 166V167H6ZM20 166V165H19ZM159 167V169H161V171L164 169V168H166V166L164 167L163 166V168L162 167ZM184 166V167H183ZM4 167V168H5ZM23 167V166H22ZM25 167V166H24ZM28 167V166H27ZM153 167H155L154 165H153ZM26 168V167H25ZM59 168H61L62 170H60ZM70 168H72V169H70ZM223 168V169H224ZM27 169V168H26ZM68 169V170H67ZM70 169V170H69ZM158 168H157V173L159 172V174H160V170H159ZM2 170V169H1ZM30 170V169H29ZM172 170V169H171ZM177 170H178V168H177ZM176 170V171H177ZM181 170H179V171H181ZM182 170V171H183ZM219 170V171H220ZM248 170V171H247ZM27 171H28V169H27ZM156 171V170H155ZM164 171V174L163 175H165V169L163 170ZM162 171V172H163ZM174 171V170H173ZM175 171V172H176ZM178 171V172H179ZM181 171V172H182ZM219 171H217L216 170V172H218L219 173ZM252 171V172H253ZM172 172V171H171ZM215 172V171H214ZM240 172V173H241ZM14 173H15V171H14ZM14 173H12L13 174V176L15 175ZM33 173V172H32ZM7 174V175H8ZM146 174V176H144ZM158 174V175H159ZM178 174H180V172L178 173ZM177 173H176V175H178ZM209 175H208V177L212 174L211 173V171H210V173H208ZM252 174V173H251ZM10 175H9V179H10ZM26 175H29L30 176V174H29V172H27V173H25V176ZM206 175V174H205ZM24 176V177H25ZM47 176V177H48ZM142 176H144V178H142ZM155 176V172H154V174L152 175V177H154ZM207 176V175H206ZM213 176V175H212ZM218 176V175H217ZM238 176V175H237ZM6 176H4V178H5ZM11 177H12V175H11ZM147 177H150V175H148ZM159 177H160V175H159ZM167 178L168 179V177H166V176H163V178ZM177 177V176H176ZM191 177V178H190ZM207 177V178H208ZM4 178H2L1 177V179H4ZM14 178V177H13ZM16 178V177H15ZM19 178V177H18ZM20 178H22V177H20ZM27 177H25V179H26ZM43 178V177H42ZM49 178V179H50ZM67 178H69V177H67ZM77 178V179H76ZM96 178V177H95ZM151 178V177H150ZM210 178V177H209ZM208 178V179H209ZM215 178H217V181L215 180ZM0 179V180H1ZM7 179V178H6ZM9 179H7V181L9 180ZM12 179V178H11ZM23 180V179H19V180H15V179H12V181H8V182H2L1 181V183H0V187H3V188H7V189H11V188H13V187H18L19 189H23V191L24 190H28V188L29 189H31L30 187H29V185H25V184H27L26 182L28 181V179H26V180ZM31 179V178H30ZM29 179V180H30ZM65 179V178H64ZM63 179V180H64ZM71 179V178H70ZM148 179V180H147ZM189 179V180H188ZM205 179V178H204ZM229 179H231V181L233 180H235L232 176L231 177H229ZM18 181V183H16L15 181ZM21 180V181H20ZM52 181H53V184H54V181H55V183H57L56 181H57V178H56V180H53V179H51ZM175 180V179H174ZM172 181V180H170V184H172V182H174V185H175V181ZM190 181V184L188 183V181ZM214 180H215V182H214ZM5 181V180H4ZM66 181V180H65ZM68 181V180H67ZM142 181V182H141ZM150 181H149V184L150 185H152L151 183L153 182H151L150 183ZM172 181V182H171ZM231 181H227V183H230ZM233 181L231 182V183H233ZM64 182V181H63ZM92 182V181H91ZM107 182V183H106ZM169 182V181H168ZM235 182V181H234ZM29 183V182H28ZM45 183V182H44ZM60 183V182H59ZM137 183V184H136ZM138 183H140V184H138ZM144 183V182H143ZM142 183V184H143ZM155 183V182H154ZM177 183V182H176ZM230 183V184H231ZM247 183V182H246ZM31 184V183H30ZM91 184V183H90ZM111 184H113V183H111ZM149 184L147 183V185L146 186H148L149 187ZM169 184V185H170ZM229 184V185H230ZM234 184H236V183H234ZM25 185V186H24ZM44 185V184H43ZM63 185H64V183H63ZM65 185H66V183H65ZM76 185V184H75ZM137 185H139V186H137ZM144 185V184H143ZM168 185V186H169ZM173 185V184H172ZM174 185H173V187H174ZM247 185V184H246ZM41 186V185H40ZM46 186V185H45ZM51 186V185H50ZM111 186V185H110ZM171 186V185H170ZM224 186V185H223ZM233 187H234V185H232ZM242 186V185H241ZM42 187H44V186H42ZM49 187V186H48ZM54 187V186H53ZM63 187V186H62ZM67 187V186H66ZM130 187V188H131ZM141 187V186H140ZM139 187V188H140ZM172 187V188H173ZM182 187V188H181ZM206 187V188H205ZM37 188H39V186L37 187ZM45 188V187H44ZM42 189V190H44L45 191V193H46V191H48L49 189H46L47 188V186H46V188L45 189ZM52 188V187H51ZM109 188V187H108ZM151 188V187H150ZM149 188V189H150ZM169 188H171V187H169ZM169 188L167 189V191L169 190ZM40 190L38 191V192H40V191H42L41 190V188H39ZM78 189V188H77ZM123 189H124V187H123ZM153 189H155V188H153ZM238 189V188H237ZM237 189H234V190H237ZM130 190V189H129ZM129 190H127L126 189V191H129ZM134 193H135V195H136V192H138V191H134V190H136V189H131ZM169 190V191H170ZM185 190H188V192L187 191H185ZM221 190L222 191H225L224 189H222V187H220V193H219V195L221 194ZM67 191V190H66ZM79 191V190H78ZM143 191V190H142ZM148 191H150V190H148ZM147 191V192H148ZM167 191H166V193H167ZM168 191V192H169ZM180 191V190H179ZM187 192L186 194H184V195H182L183 194V192ZM240 191V190H239ZM31 192V191H30ZM49 192V191H48ZM47 192V193H48ZM96 192V191H95ZM212 192V193H211ZM226 192V191H225ZM224 192V193H225ZM238 192V191H237ZM257 192V191H256ZM42 193V192H41ZM50 193V192H49ZM126 193V192H125ZM139 193V192H138ZM137 193V194H138ZM171 193V192H170ZM42 194H44V192L42 193ZM77 194V193H76ZM121 194V193H120ZM188 194H189V196H188ZM243 194V193H242ZM164 195H165V193H164ZM167 195H168V193H167ZM186 195H187V198H186ZM226 195V194H225ZM255 195V194H254ZM91 196V195H90ZM122 196V195H121ZM132 196H134L133 195V193H132ZM191 196V197H190ZM42 197V196H41ZM148 197V196H147ZM189 197V198H188ZM207 197V198H206ZM253 197V196H252ZM37 198V197H36ZM39 199H40V197H38ZM77 198V197H76ZM136 198H137V196H136ZM166 198V197H165ZM167 198H168V196H167ZM166 198V199H167ZM206 198V199H205ZM229 198V197H228ZM38 199V200H39ZM79 199V198H78ZM123 199V198H122ZM131 199V198H130ZM153 199V198H152ZM169 199V198H168ZM170 199V200H171ZM27 200V199H26ZM90 200V199H89ZM93 200V199H92ZM127 201H128V199H126ZM133 200V201H132ZM132 200H130L129 202H131V203H135V200L133 199V197H132ZM170 200H168V201H170ZM221 200H223L222 199V197L220 196L219 197V200H217V202H219L220 203V207H221V204L223 203V204H228V203H230V204H232L231 202L232 201H230V199H226V202H228V203H224L223 201H225V200H223V201H221ZM229 200V201H228ZM42 201H44L43 200V198H42ZM137 201V200H136ZM165 201H167V200H165ZM185 201H187V202H185ZM206 201V202H205ZM242 201V200H241ZM246 201H247V199H246ZM254 201V200H253ZM23 202V201H22ZM44 202H46V201H44ZM122 201L120 200V203H121ZM128 202V203H129ZM144 202V201H143ZM170 202H172V201H170ZM207 204H205V203ZM243 202V201H242ZM30 203H32V202H30ZM122 203H125L124 201L122 202ZM166 203V202H165ZM168 203V202H167ZM180 203V204H179ZM247 204L249 203V202H246ZM45 204V203H44ZM127 204V203H126ZM218 204V203H217ZM223 204H222V207L220 208V209H224L225 208V206H223ZM239 205H237V204H235V206H236V208H239V206L241 207V203H238ZM241 204V205H240ZM246 204V205H247ZM76 205V204H75ZM123 205V204H122ZM135 205H136V203H135ZM175 205H177L176 207H175ZM205 205V206H204ZM245 204H243V207H241V208H243V210H245L244 209V206ZM249 205V204H248ZM256 205V204H255ZM259 205H260V203H259ZM262 205V204H261ZM25 207H26V205H24ZM31 206V205H30ZM154 206V205H153ZM183 206V207H184ZM229 206V205H228ZM238 206V207H237ZM252 206L253 205H251L250 207V209H252ZM122 207H124V206H122ZM217 207V206H216ZM233 207V206H232ZM28 208V207H27ZM32 209L28 212V210H26V209H24V212H23V216L25 217V218H27L26 220H24V217L22 218V221L24 222V223H26V224H29V226H27V231H29V230H35L38 234H39V236H38V238L40 239V243L38 244V248H37V250H38V253H40V254H42V255H48L49 253H60V252H65V250H63L64 249V247H65V244L66 243H68L69 241H67V240H64V238H65V236H64V230H63V226H60V221L57 219V218H55V216H54V214L53 215H48V213H47V211L45 212V207H44V205L42 204V202H41V204L39 205V207L36 209V210H34V208L35 207H33V205H32V207H31ZM137 208H139V206H127V205H125V207H124V209H126V210H136ZM152 208V207H151ZM205 208V209H204ZM235 208V209H236ZM263 208V207H262ZM108 209V208H107ZM107 209H106V211L104 210V211H102V210H100V211H102V212H107L108 213V211H107ZM109 209H111L112 210V207L111 208H109ZM219 210L218 209V211H221L222 213L224 212H227L228 210L226 209V210ZM256 209V208H255ZM204 212H203V211ZM216 210V209H215ZM238 210V209H237ZM247 210H248V208H247ZM148 211V210H147ZM187 211V212H186ZM194 211V210H193ZM238 211H240V210H238ZM241 211H242V209H241ZM256 211V210H255ZM102 212H101V214H102ZM110 212V211H109ZM112 213H113V211H111ZM156 212V211H155ZM154 212V213H155ZM186 212V213H185ZM231 211H229V213H230ZM244 212V211H243ZM243 212H241V213H243ZM261 212V211H260ZM68 213V212H67ZM104 213H103V215H104ZM217 213V212H216ZM220 213V212H219ZM221 213V214H222ZM254 213V212H253ZM253 213H251L252 215H253ZM257 213V212H256ZM255 213V214H256ZM94 214H100V212L98 211V213H97V211H95L94 212ZM94 214H93V216H92V218H89V219H91V221H92V219L93 218H98V217H94ZM110 214V213H109ZM115 214V213H114ZM151 214V216L152 215H154V214H152V213H150ZM227 214V213H226ZM258 214V213H257ZM102 215V216H103ZM107 215V214H106ZM209 215H211V217L212 218H210V216ZM217 215H219V214H217ZM228 216L229 215H231L232 217H233V215L230 213V214H227ZM235 215V214H234ZM244 215H247V213L245 214L244 213ZM110 216V215H109ZM109 216L107 215V218L110 220H114L113 221V223L114 224H116L115 223V221H117V223L118 222H120V220H115L116 218H112L111 216H113V215H111L110 217L111 218H109ZM248 217H249V215H247ZM104 217V216H103ZM221 217V216H220ZM241 217V216H240ZM100 219L102 218V217H99ZM226 218H227V216H226ZM231 218V217H230ZM243 218H244V216H243ZM242 218V219H243ZM89 219H85L84 221L85 222H87L86 220H89ZM99 219V220H100ZM105 219H106V217H105ZM105 219H104V221H102L101 220V222L102 223H100V222H98V225H99V227H102V226H100V224H104V222H106L105 221ZM207 219V220H206ZM221 219V220H220ZM234 219H235V217H234ZM245 219V218H244ZM246 219H247V217H246ZM56 220H58V223L56 222ZM108 220V221H109ZM124 220V219H123ZM216 220H217V224H216ZM220 220V221H219ZM227 220H228V218H227ZM238 220V219H237ZM84 221H82V222H80V224H82V226H83V222ZM96 222H94V220H93V222H91V224L92 223H94L93 225H90V229H89V232H90V230L92 229H94L95 227H96V224H97V220H95ZM108 221H107V223H108ZM122 221V220H121ZM141 221V220H140ZM207 221H209L208 223H207ZM232 221H233V219H232ZM241 221V220H240ZM89 222H90V220H89ZM126 222V221H125ZM128 222V221H127ZM160 222V221H159ZM228 222V224H229V221H227ZM237 222V221H236ZM243 222V221H242ZM245 222V221H244ZM256 222V221H255ZM122 223V222H121ZM129 223V222H128ZM53 224H56V227L55 226H53ZM79 224V223H78ZM78 224H76V226H78ZM86 224V223H85ZM84 224V225H85ZM154 224V223H153ZM225 224V223H224ZM227 224V225H228ZM232 224H233V222H232ZM234 224H236V223H234ZM239 224H240V222H239ZM253 224V223H252ZM111 226L112 227V225H111V223L110 224H108V225H105V226H107V228H108V226ZM155 225V224H154ZM153 225V226H154ZM208 225V227H206ZM222 225V224H221ZM227 225H225V226H227ZM244 225V224H243ZM89 226V225H88ZM87 226V227H88ZM104 226V225H103ZM110 226H109V228H110ZM119 226V225H118ZM124 226H128V225H126V224H124ZM131 226V227H130ZM152 226V227H153ZM160 226V225H159ZM223 226V225H222ZM224 226V227H225ZM86 227V228H87ZM99 227H97V229L99 228ZM123 227V226H122ZM182 227V226H181ZM180 227V228H181ZM220 227V226H219ZM79 228V227H78ZM106 228V229H107ZM118 229L120 228V227H117ZM116 228V229H117ZM128 228V227H127ZM129 228H130V230H129ZM129 228H128V230H126V231H129L130 233H132V234H134V228H135V225L133 226L132 224L130 225V223H129ZM185 227H183V229H184ZM207 230H206V229ZM239 228V227H238ZM250 228V227H249ZM70 230L71 229H73V227L72 228H69ZM80 229H84V226H83V228H81L80 227ZM79 229V230H80ZM100 229H102V230H100ZM113 229V228H112ZM115 229V228H114ZM113 229V230H114ZM120 229H123V228H120ZM150 229V228H149ZM153 229V228H152ZM155 229V228H154ZM183 229L181 228V230L183 231ZM201 229H202V231H201ZM205 229V230H204ZM66 231L68 230V229H65ZM73 230H76V228H74ZM124 230V229H123ZM159 230V229H158ZM180 230V232H182ZM185 229H184V231H186ZM199 230V231H198ZM220 230V229H219ZM218 230V231H219ZM223 230H224V228H223ZM58 231H63V234H62V236H61V232H59L60 233V235H59V233L57 234V235H55V233L56 232H58ZM65 231V232H66ZM76 231H78V230H76ZM83 231V230H82ZM85 231H88V229L86 230L85 229ZM99 231H101V233H104L103 231H106V230H104V228H99ZM98 230L96 231V229H95V232H94V230L93 231H91L92 233L90 234L91 236H93V234H94V236H95V234H97V232H98V237H99V235L100 236H103V235H101V233L99 232ZM108 231V230H107ZM115 231V230H114ZM154 231V230H153ZM155 231H157L156 229H155ZM155 231H154V233H155ZM160 231V230H159ZM179 231V230H178ZM202 233H201V232ZM204 231V232H203ZM249 231V230H248ZM258 231V230H257ZM89 232H85L86 234L87 233H89ZM112 232V231H111ZM116 232H117V230H116ZM123 232V231H122ZM196 232L199 234V232H200V234L198 235V234H196ZM208 232L206 233L207 234V236H208ZM262 232V231H261ZM74 233H75V231H74ZM73 233V234H74ZM77 233V232H76ZM79 233V232H78ZM106 233V232H105ZM107 233H109V232H107ZM121 233V232H120ZM127 234H128V232H126ZM125 233V234H126ZM185 233V232H184ZM66 234V233H65ZM85 234V235H86ZM157 234V235H156ZM155 235L156 236H158L159 234H158V232L156 233ZM228 234H226V235H228ZM251 234H253V233H251ZM259 234V233H258ZM68 235V237H69V234H66V236ZM79 235H81V234H79ZM88 235V234H87ZM89 235V236H90ZM104 235H106V234H104ZM118 235V234H117ZM129 235V234H128ZM127 235V236H128ZM161 235V234H160ZM177 235H178V238L180 239L181 238V236H183V233H181V235L179 234V233H177ZM185 235L181 238V239H185L186 237H185ZM200 235H202L203 236V238H202V236H200ZM212 235H213V237H212ZM221 235V236H222ZM264 235V234H263ZM58 238H57V237ZM59 236H61V238L59 237ZM64 236V237H63ZM71 236V235H70ZM75 236V235H74ZM109 236H111V235H109ZM197 236V237H196ZM198 236H200V237H198ZM256 236V235H255ZM30 237V236H29ZM63 237V238H62ZM97 237V238H98ZM263 237V236H262ZM95 238V237H94ZM99 238H101V237H99ZM126 238V237H125ZM207 239H209L210 237H206ZM210 238V239H211ZM224 238V239H223ZM240 238V237H239ZM246 238V239H245ZM67 239V238H66ZM128 239H130V235H129V237H128ZM133 239V238H132ZM197 239H199V240H197ZM56 240H57V242H58V244H56ZM63 243V246H61V245H59L60 243V241ZM91 240H92V238H91ZM101 240V239H100ZM224 240V241H223ZM249 240V239H248ZM251 240V239H250ZM24 242H28V241H25V238H24V240H23ZM30 241H32V239L30 240ZM64 241H66V242H64ZM116 241V240H115ZM114 241V242H115ZM129 241V242H128ZM128 241H126V242H128V244H126V246L127 245H130V240H128ZM182 241V240H181ZM207 241V240H206ZM209 241H211V240H208L207 242H209ZM257 241V240H256ZM111 242V241H110ZM125 242V243H126ZM187 242V241H186ZM189 243H191V241H188ZM203 242H205V241H203ZM236 242H238V243H240V247H239V249H237V250H235L234 248H233V246H232V251H234V253H231V251H230V246H231V243H233V245L234 246H236V245H238L239 246V244H236ZM247 244H246V243ZM251 242V241H250ZM29 243V242H28ZM61 243V244H62ZM70 243V242H69ZM124 243V242H123ZM131 243H132V241H131ZM185 243V242H184ZM206 243V242H205ZM211 243V242H210ZM210 243L208 244V243H206V244H208V245H210ZM230 243V244H229ZM246 244V245H243V244ZM262 243H263V241H262ZM72 244V243H71ZM71 244H69V245H66V248H69L70 247V245ZM81 244V243H80ZM114 244V243H113ZM185 244H188V243H185ZM201 244V246H199ZM198 243L197 245L200 247H198L199 249H198V252H199V250H201V251H203V246H207L206 244L205 245H203L204 243ZM226 244V245H225ZM28 245V244H27ZM29 245H30V243H29ZM106 245H108V244H106ZM137 248L139 247V246H137V244H134ZM133 245V247H130L131 248V251H132V248H134L135 246ZM179 245V244H178ZM190 245V244H189ZM195 245V244H194ZM196 245V246H197ZM203 245V246H202ZM35 246V245H34ZM59 246H61V247H59ZM67 246H69V247H67ZM113 246V248H114V246H115V244L114 245H112ZM116 246L117 247H120V246H118L117 244H116ZM115 246V247H116ZM238 246H236V247H238ZM26 247V246H25ZM76 248H77V246H75ZM74 247V248H75ZM116 247V248H117ZM135 247V248H136ZM190 247H192V244L190 245ZM208 247H210V246H208ZM211 247L209 248L210 250H211ZM250 247H251V244H250ZM257 247V246H256ZM30 248V247H29ZM29 248H27V249H29ZM65 248V249H66ZM85 248V247H84ZM123 247H121V249H122ZM129 248V249H130ZM134 248V249H135ZM197 248V247H196ZM202 248V249H201ZM214 248H212V249H214ZM255 248V247H254ZM34 249H36V247L34 248ZM50 250L51 252H48V250ZM91 249H92V247H91ZM106 249V248H105ZM119 249V248H118ZM118 249H116L115 251H117ZM224 249H225V251H224ZM248 249H249V247H248ZM253 249V248H252ZM29 250H31V248L29 249ZM67 250V249H66ZM68 250H70V249H68ZM78 250V249H77ZM93 250V249H92ZM107 250V249H106ZM114 250V249H113ZM136 250V249H135ZM204 250H207V248L205 249L204 248ZM214 250V251H215ZM250 250V249H249ZM27 251V250H26ZM33 250H31V252H32ZM71 251V250H70ZM82 251V250H81ZM119 251V250H118ZM137 251V253L136 252H134V250H133V252L135 253V255L137 256V255H140L141 254V252H142V254L139 256L142 260L146 257V256H144V255H146L147 254V252L146 251H142V248H141V250H140V253H139V250H136ZM167 251V250H166ZM222 251V252H221ZM246 251H247V249H246ZM29 252V251H28ZM66 252H68V251H66ZM75 252H77V251H75ZM78 252H79V250H78ZM90 252V251H89ZM128 252V256H130L129 255V253H131V252H129V251H127ZM131 253V256H132V254L134 255V253ZM190 252V251H189ZM205 252V251H204ZM208 252V251H207ZM227 252V253H226ZM229 252V253H228ZM262 252V251H261ZM93 253H95V252H93ZM117 253L118 252H116V254L115 255H117ZM139 253V254H138ZM209 253L210 252H208L207 254H208V257H209ZM212 253H214L212 250H211V253L210 254H212ZM218 252H216L215 254L218 256V254H217ZM226 253V254H225ZM239 252H237L236 254H238ZM242 253V254H241ZM86 254V253H85ZM91 254V253H90ZM97 254V253H96ZM121 255H122V253H120ZM215 254H213V255H215ZM235 254V255H236ZM88 255V254H87ZM86 255V256H87ZM94 254H92V256H93ZM124 255H127V254H124ZM124 255H123V257H124ZM164 255V254H163ZM189 255V254H188ZM212 255V256H213ZM247 255V254H246ZM91 256V255H90ZM90 257L92 260L94 259L93 257ZM95 256V255H94ZM127 256V257H128ZM144 257V258H142V257ZM241 256V257H240ZM97 257V256H96ZM116 257V256H115ZM123 257H120L121 259H120V263L119 264H122V261L124 260V258ZM138 257V258H139ZM205 257H206V255H205ZM208 257H206L207 258V260H208ZM216 257V256H215ZM215 257H213L212 258V262L209 260V263L208 264H210V262L211 263H213L214 262V260H216V262L217 261H219L218 260V257H216V259H215ZM88 258H89V256H88ZM122 258H123V260H122ZM129 258V257H128ZM128 258H127V260H128ZM140 258H139V260H140ZM211 258V257H210ZM237 258V259H236ZM260 258V257H259ZM134 259V258H133ZM132 259V260H133ZM148 259V258H147ZM147 259L145 260L147 263L146 264H150L152 261H151V259H149V263H148V261H147ZM220 259V258H219ZM131 260V261H132ZM207 260H206V262H207ZM228 260V259H227ZM239 261V262H237V261ZM242 260V261H243ZM247 260V259H246ZM90 261V260H89ZM98 261V260H97ZM124 261H126V260H124ZM129 262H128V264L130 263V258H129V260H128ZM135 261H136V259H135ZM141 261V260H140ZM144 261V262H145ZM224 261V260H223ZM100 262V261H99ZM143 262V261H142ZM216 262H214L215 264H216ZM220 262H221V264H226L227 262H226V260L222 263V261L220 260ZM226 262V263H225ZM245 262H247V261H245ZM86 263V262H85ZM124 263V262H123ZM126 263V262H125ZM124 263V264H125ZM135 263V262H134ZM251 263V262H250ZM260 263V262H259ZM21 264V263H20ZM87 264H92V261L91 262H89V263H87ZM130 264H132V262L130 263ZM138 264H139V261H138ZM140 264H145V263H140ZM152 264V263H151ZM218 264H220V263H218ZM228 264V263H227ZM243 264V263H242ZM253 264V263H252Z\"/></svg>", "mask_w": 264, "mask_h": 264}]
</instances>
